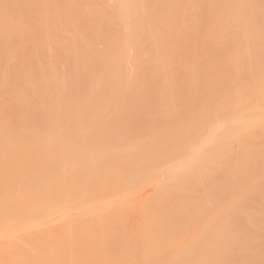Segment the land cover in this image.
Segmentation results:
<instances>
[{
	"label": "rangeland",
	"instance_id": "1",
	"mask_svg": "<svg viewBox=\"0 0 264 264\" xmlns=\"http://www.w3.org/2000/svg\"><path fill=\"white\" fill-rule=\"evenodd\" d=\"M121 1L124 3V7L125 8L121 9V7H122L121 5L123 4V3L121 4ZM121 1H119V4H117L118 0H116V1L115 0H0V17H1L0 21L3 19V21H2L3 25L0 24V28H1V26H3L2 28L4 30V32H3L2 28L0 29V33H3L2 36L0 34V47H1L0 48V142H1L0 143V193H2L1 191L3 189H6L5 188L6 186L9 187V186H12V185H15L16 183H18L19 177H17V175L19 174V171H21L19 168H20V166H22V163H23V162H21L22 158L25 157V154L23 156L22 152H23V150L25 148L28 149L29 151L32 149L31 148L32 145L29 146V144L27 142V139H26V137L28 135V132H29V134H31V133L34 134L35 133L39 137H41L42 130L43 131L48 130L49 131V154L50 153H54L55 154L54 156L57 157L56 160L61 157V159L64 160L63 162H61V164H63V163L65 164L68 159L76 158V160H78L79 157H80V158H84L87 163L97 166V167L94 166L93 168L94 169L98 168L97 169L98 172L95 171L96 169L94 170V172H97V174L95 176V178H96L95 181L98 180V184L97 185H99V188H98L99 190L96 188L97 189V191H95L96 194H91V196L95 195L94 196V198H95L94 200L96 201V202L95 201H93V202L91 201L92 202L91 204H94V202H95V204L100 202V204H101L100 206L101 207H96L97 208L96 209L95 207L91 206V208L93 210H95L98 213V212H100L98 208H100V210H105L103 208H107V207H108L107 208L108 210H109L110 207L111 208H115L114 210H112L110 208L111 209V213L110 212L107 213V216H110V215L112 216L114 214V211L116 212V210H118L120 207H122V205L125 204L126 202H131L133 205H136L135 203H137V204L140 203L139 204L140 206L139 205H137V206H138V209L140 208V210H141L140 213L141 214L139 212L137 213V211H139V210H136V213H134V215H135L134 218H137L139 216V219H141L140 216L142 214H143L142 217L144 218V216H145L146 218H144V220L142 218L140 220V222L143 220L144 223L142 222L141 224H138V225H136V224L138 223L139 219L138 218L134 219V220L132 219V222L136 225V230L141 229V230H139V231H141V233H140L141 235L139 233L138 234L136 233V232H139V231H136L135 232L136 234L134 232L132 233V237L135 239V236H133V235H136V237L139 235L141 237L143 236V238H146L144 240L143 239L141 240L142 243L145 241V243H144L145 246H146V240L148 239L147 237L148 236L149 237L152 236L151 233H150V235H146L149 232V230H148V232H144L145 231L144 227L145 228L147 227L148 222L152 226L156 227V228H154V227H152L150 225L149 226L151 228L150 231L153 228L156 229V231H157V226L159 227V226L164 224V226H161V231L163 230L162 227H164V229L166 231L163 230V232H166V233L162 234L161 231H160V233H161V234L159 233L160 235L159 234L153 235L155 238H156V236H158L157 240H158V238H160V239L163 238L162 240L165 242V241H168L167 239L170 236V238H169L170 241H168V242H172L171 239L173 240V238H174L172 236H174L176 233H178L177 234V238L178 239L177 238H174V239H175V241L178 240L179 242H180L179 239H181V242H180L181 244L174 245V244H177V242L174 241L175 243L172 242L173 243L172 245H174L175 248L174 247L173 248L174 249H176L177 247L180 248L182 246V244L185 243L183 245V247L185 246L186 249L185 248H182V249L180 248V249L181 250L185 249L184 251L186 252V255L183 254L181 260L180 259L178 260V258H180V257L177 256V253L179 251L176 249V253L174 255H171V254H173V248L170 245L166 246L169 249L170 248L172 249V252H171V249H170V252H171L170 255L171 256H166V255H168L167 254L168 252L165 253V251H164V254L163 253H161V254H163V255L166 254L165 255L166 257H170V259H167L168 263H170L169 261H173L172 257L174 259L175 256L177 258L176 260L178 262L180 261V264H181V261H182V263L184 262V260H182V259H184L186 257H189V258L193 257L194 258L195 255H196V257H197V255L199 257V254H197V251L196 252L194 251V246H196L199 243H201L200 240L199 241L197 240L198 237L197 238L194 237L197 234V232L200 231V233H201V230H202L203 234L201 236L209 237V238H210L211 235L218 234V232H216L217 228L219 229V231L221 230V232L224 233L225 232L224 231L225 228L222 230V227H220V226L223 224L224 221H225V224L227 225L229 219L231 217L233 218V215H234L233 211H235V209H236V210H239L238 213L241 214L240 218L238 217V219H240V220L239 221L237 220V222H239L240 225L243 224L244 226L247 227V229L245 228V232L247 233L246 234L247 238L246 237L242 238V236H240L238 234L234 235V233H233V235L235 236V239L237 240V244L235 242L236 246H234V242L233 241L235 239L233 237H232L234 239L233 241H229L228 239H227V241H225V240H223L221 238V236L222 235L224 236V234H220L221 235V236L219 235L220 238L223 241L226 242V245H229V246L233 245L234 248H232V247L230 248L231 252H228L229 249L227 248L228 250L226 249L227 251L223 253V255H225V253H227L226 254L227 258L225 259L226 262H222V261H224L222 258H221V262L220 261L219 262L220 263H224V264H264V185H262V186L259 185V183L260 184H264L263 181L262 182L260 181L262 179L264 180V162L260 161V160L264 161V158H263L264 157V151H263L264 150V123H263L264 122V118H263L264 114H262V113H264V106H263L264 105V27H263L264 26V0H257V1L254 0L256 2V4L252 3L253 2L252 0H248L247 1L248 3L250 1L251 5L252 4L255 5V6H253V5L250 6V8L251 7L252 8L255 7V8H253L254 9L253 12H252V9H251V13L253 14L254 17H250L249 16V17H247V19H246V15L248 14L247 12L249 11V9H247V8H245V9H247V10H245V12L247 11L246 12L247 14L244 11L242 12L243 15L245 13V15H244L245 17L244 18L242 16V13L240 14V11L243 8H240L241 9L240 11L238 10L239 14L242 16V18L240 17V15H239V18L236 17L235 15L234 16L232 15L233 14L232 12L235 11L234 8L235 9L236 8L239 9V5H241L240 0L238 2H237V0H225V3L227 4L228 7L226 5H223V3H224L223 0H218L219 3L216 0H204V1L200 0V2H199V0H196V2H192V1H195V0H189L190 4H189L188 0H184V1L178 0L179 2H181L180 4H178L179 2L177 0H175V3L178 2L177 4H173L172 3V2H174V0H172V1L169 0L171 3L168 0H166V1L162 0V4L163 3L165 4V5L163 4L164 6L161 5V0H160V3L158 5H161V7H163L161 10L164 12V14L159 9L160 6H157L155 4L156 3L155 0L154 1L153 0H151V1H149V0L143 1V2L148 3V4H149V2H152V4L150 3L149 5L150 6L152 5L153 9H152V6L150 7L149 5H148L149 6L148 9L151 8L152 11H151V9L149 11H151V13H153L155 16L154 15H147L146 13H148L149 11L144 12V11H146L147 8L146 7L145 8H140L142 6V4H144V3L143 2L138 3L139 5L141 4L138 7L137 2H139L140 0L139 1L138 0L137 1L134 0V2H136L135 6H137V9L138 10L145 9L144 11L143 10H140V11L144 12V14H146L147 17L148 16L155 17L156 19L155 18H152V19L156 20L158 25H157V23H156V25H155V23L152 24L153 22H156V21H153L151 23L152 19H150V17H148V18L146 17L147 19H145L146 15H143L144 17H142V14L138 13L137 9H136L137 11L134 9L136 7L132 8L134 6V4L132 5V3H134V2H132V3L129 2L131 5H128L127 4L128 0H121ZM156 1H159V0H156ZM114 2H115V5H117V6L113 5ZM153 2H154L155 5H153ZM186 2H188V3H186ZM194 3H196V5H197V3H200V4H198L196 6ZM208 3H210L212 5H208L209 6L208 7L207 6ZM125 4H127V5L125 6ZM193 4H194V7H196L195 10H194V8L193 9L189 8V7H192ZM166 5H168V6H166ZM183 5H185V7ZM187 5H188V7H186ZM199 5H201V6L203 5L202 8L199 7ZM205 5H206V7H205ZM146 6H147V4H146ZM172 6L174 7V9H173ZM176 6H178V7H176ZM182 6H183V9H182ZM241 6H243V5H241ZM34 7H35V9H34ZM45 7L47 8V11H46V9L44 10V12L46 11V13H40V11H41L40 9H42V8L44 9ZM154 7H158L157 8L158 11H157V9H154ZM167 7L169 8V10L165 11V10H167V9H165ZM176 8H177L178 11L181 10L179 12L180 14H177V16L180 17V18L173 17V16H176L175 13H174ZM207 8H208V10H207ZM209 9H210V11H209ZM134 10L141 16L137 17L136 16L137 14L135 15L136 12ZM172 10H173V12H172ZM177 10H176V12H177ZM187 10H189V11H187ZM153 11H156V12H153ZM169 11H171V12H169ZM194 11H196L195 14H194ZM208 11H209V13H208ZM238 11L236 10L234 12V14L236 12H238ZM159 12L162 13L163 17L161 15H159L160 14ZM187 12H188V16L186 15ZM200 12H201V14H199ZM254 12L257 13L256 16L254 15L255 14ZM130 13H131V15H130ZM156 13H158V16H160L162 19L158 18ZM172 13L174 15H172ZM183 13H186V14L182 15ZM251 13H250V15H251ZM148 14H150V13H148ZM192 14H193V16H192L193 18H195V16H196V17H198L197 18L198 20H199V18L201 19L199 21L197 20L198 24L200 25V26L196 27L197 32H196V29L193 28V26H192L194 24L191 23L193 18L190 17V16ZM207 14H209V15H207ZM199 15H200V17H199ZM201 15H202L203 19L201 18ZM203 15H205V17ZM210 15H212V19H211ZM30 16H31V18H30ZM129 16H131V18ZM170 16H171V20H170ZM230 16H233V18L230 17ZM134 17H136L138 20H135L136 18H134ZM166 17L168 18L169 21L168 20L162 21L163 18L166 19ZM209 17H210V20H209ZM235 17L238 20H233ZM142 18L144 19V21H146L145 24H147V22H148L146 28H148L149 31L148 30L146 32L144 31L146 29L145 28L146 25L144 24V21H143ZM174 18H177V19L175 20ZM182 18L184 20H182ZM188 18H190V19H188ZM131 19H132V21H131ZM139 19H141L142 23L140 22ZM148 19L150 21H147ZM180 19L182 21H180ZM228 19H231V20L227 21ZM159 20H161V21H159ZM174 20L177 21V23ZM216 20H218L219 22L216 21ZM232 20L235 21V22H233ZM27 21H29V22L27 23ZM110 21H112V22L110 23ZM120 21H122V22L120 23ZM202 21H204V24L202 23ZM237 21H238V24L236 23ZM243 21H245L244 24H243ZM32 22H34L36 25H40V26L46 27L47 31L45 30L43 32L44 33L45 32L48 33L47 35H46V33L44 34V35H46L45 38H47V40H44V38L42 36L43 35L42 32L40 33V31H42V30H40L39 33L42 34L41 36H42L44 41H48L47 43H48L49 47L47 45L45 46L43 40L40 38L41 36L37 35L39 33L36 32L35 28H34L35 30L32 29L35 32L34 31H31V32L29 31V30H31V28H33L34 24ZM149 22H150L151 25H155L156 28H155V26L151 27ZM160 22H161V24H159ZM162 22H164V23L167 22L165 24V26L167 27L166 29L164 27V23H162ZM216 22H217V26L215 24ZM222 22H225L226 26ZM231 22H233L234 24L233 23H232L233 25L230 24ZM239 22H242V23L239 25ZM168 23H170V24H168ZM172 23H174V24H172ZM178 23L179 24L182 23V24L178 25ZM190 23H191V26H190ZM213 23H214V25L209 27V25H211ZM31 24H33L32 27H30ZM118 24H119V26H118ZM139 24L141 26L142 25H144V26L140 27ZM202 24H203V26H202ZM206 24H207L208 28H207ZM219 24H221L220 26L223 27V28H220V26H219L220 29L217 28ZM24 25H26V26H24ZM137 25L139 26V28H138ZM161 25H163V26H161ZM168 25H170V27ZM231 25H232V28L230 27ZM176 26H178V27H176ZM182 26L183 27L186 26L188 29L187 28L185 29V27L183 28ZM36 28H38V27L36 26ZM141 28H143V29L145 28V29L143 30ZM151 28H154L152 30H156V31H153L154 33L153 32L150 33V31H152ZM27 29L30 32V33L27 32L29 34V37L27 35H25L26 33L22 34V33L26 32ZM44 29L45 28H43V30ZM164 29L168 30V31L164 32ZM179 29H180V32H179ZM157 30H159V31L161 30L162 32L161 31L158 32ZM174 30H176V31H174ZM193 30H194V32H193ZM138 31H139V33H138ZM205 31H207L208 34ZM167 32H170V33H167ZM192 32H193V34H192ZM163 33H165V34H163ZM194 33L197 34V35H195ZM103 34H105V35H103ZM205 34L207 35V37L205 36ZM21 35H23V36H21ZM161 35H163V39H162ZM203 35L205 37H203ZM26 36H27V38H29V42H28V39H26ZM196 37H197V39H196ZM22 38L23 39L25 38L27 40V41L25 40L27 43L25 42L24 46H23V43H24L23 41L24 40L22 41ZM176 38H177V40H176ZM20 39H21V42H20ZM198 39H200V40H198ZM40 40L43 42V43H41V45H40V42H41ZM189 40H190V42L192 44H190ZM110 41H112V42H110ZM117 41L119 43H116ZM168 41L170 43L173 42V44L172 45L169 44ZM163 42H164L165 45L168 42V46L169 47H167V45H166V48L165 47L162 48V46L164 44H161V43H163ZM175 42H176L177 45L176 44L174 45ZM188 42H189L190 45L187 44ZM182 43H184V44L181 45ZM42 44H44L43 46H45V47H42ZM115 45H116V47H115ZM187 45H189V46H187ZM181 47H185V48L183 49ZM229 47H230V49H229ZM23 48H24V50H23ZM35 48H37V50H38V48H40L41 50L44 49V51H45V48L49 49V54H47L48 53L47 50H46V52H44L42 50L43 54H41L42 53L41 50H38L41 53L40 54H36L38 52H36ZM169 48H170V50H169ZM188 48L191 49V53H190V50L188 51ZM201 48H204V49H201ZM117 49H119V50H117ZM176 49L177 50L179 49V50H178V54H176V57H175V53L174 52L177 51ZM196 49H197V51H196ZM26 50H27V52H26ZM123 50H124V52H123ZM167 50H169L170 52H171V50L172 51L174 50L173 53H174V57L175 58L173 56L171 57V55L168 54L170 52H168ZM180 50H182V51H180ZM183 50L186 51V53L184 52V55H183ZM34 51H35V53H34ZM162 51L163 52L165 51V53H162ZM23 52L26 53L27 55H29L30 57L32 56L31 54L34 53L35 57H36V55H38L37 59L39 58L42 61L44 60V62H41L38 59V61L40 62L39 65H37L38 61L34 60V63L36 62L35 64L37 65V68H39L38 66H40L42 63H46L47 64V62L49 61L48 62L49 63V65H48L49 69H48V66L46 64H44V71L46 70V68L48 70H46L45 73L42 71L43 73L41 74V77H38V80H41L43 82H44V80H46L47 82L49 81L48 82L49 85L44 88V89H46V90H44L45 92H43V91L40 92L41 90H43V88H40L41 86L38 85L39 81L37 82V79H36L37 78L36 77L37 73L40 72L43 69L40 70V68H39V71H37V69H34V74H33L32 65L34 66L35 64H33L32 61L30 63V61H29L30 57L28 59L27 55H25L26 57L23 56L24 55ZM206 52L209 53V54H207ZM44 53H46L48 55V56H46V57H49V60L47 58L48 61L46 59H44V57H43ZM173 53L171 52L170 54H173ZM181 53H182V56L179 55ZM198 53H200V54L198 55ZM202 53H205L207 55L206 56L203 55L201 57L200 55H202ZM125 54H126V56H125ZM195 54H197V55H195ZM39 55L41 57H43V58H41ZM188 55L189 56L191 55L192 57H189ZM161 56L163 57L162 60H164V61L167 60L165 63L162 60L161 61L158 60V59H161ZM183 56H185L184 57L185 60L182 58ZM214 56H216V57H214ZM32 57H34V55ZM35 57H34V59H35ZM102 57H103V59H101ZM194 57H196L198 60L196 58L194 59ZM198 57H200L202 59H200ZM210 57H211V60H210ZM176 58H177V61H176ZM180 58H182V60L184 62ZM206 58L208 60H206ZM25 59L26 60L28 59V61H26ZM186 59L187 60L189 59L188 60L189 62ZM192 59H194V60H192ZM214 59H215V61H214ZM195 60L198 61V62H195ZM205 60H206V62L208 61L209 63L207 64L205 62ZM180 61H181L182 65L179 64ZM123 62H124V64H123ZM159 62L161 64H159ZM175 62H177V63L174 64ZM186 62H188V63H186ZM192 62L194 63V65H193ZM134 63H136V64H134ZM139 64H140V66H139ZM183 64L184 65L186 64L185 67H184ZM45 65L47 67H45ZM173 65H177V66H174V69H173V67H172ZM188 65L191 68L189 70H188V67L186 68V66H188ZM192 65L195 66V67H193ZM201 65L204 66V68L206 70L207 69L209 70V68H211L210 69V73H208V70L206 72L208 73V75H211V73L213 74V75H211L212 76V78H211L212 81L210 82L212 87L218 86L219 84H222V83H225V79H226L227 82H231L232 85H235V84L239 83L241 88H242L241 89L242 93L240 94V96H242V97L239 98V96L235 95L231 99L232 102H233L232 106H231L232 108L230 110L229 109L228 110L229 111L237 110L238 115L240 114L241 116H243L242 120L243 119L249 120V118L251 120L253 117L254 118L251 121L249 120V125H251V127L253 126L252 129L247 130L245 132V134L240 135V134H236V133L235 134L234 133L233 134L230 133V135L228 136V138L230 137V139H227L229 141V142H227L228 147L227 146L225 147L226 144L224 146H222V144H221V147L220 146L217 147V145L215 146V144H218V143H215V144H213L211 146H207L205 144L206 145L205 148L202 147L203 150L201 148V152H202L201 154L202 155H199V157L195 156V158H197V157L198 158L191 164L188 161L187 158L190 159V157H191V154H190L191 151H189V149L191 148V150H193V151L195 149V148H193L194 144H195V141H194L195 137L197 138V137H201L203 135L206 136L207 134L209 135V134H212V132L216 131L215 128L217 127V125H219L218 121H220V119L226 113V111H224V109L222 107V104L225 102V99L222 98L220 94L215 96V97H217V99L216 98L214 99L215 103L216 102L221 103L219 111H217L215 109V106H212L213 105L212 102L208 101V103H205V104L202 103L203 100L200 98V94L201 93L199 92L200 88L196 87V85L194 84V82L192 80L193 77L196 76V73L200 72L198 70H201L203 68ZM229 65H230V67H229ZM35 66H34V68H36ZM159 66H161L160 68H162L164 71L166 70L167 75H166V73H164V71H162V69L159 68ZM165 66H167V67H165ZM179 66L181 68L183 67V69H181ZM205 66L206 67L208 66V67L206 68ZM42 67H43V64H42ZM168 68L172 70V73H170L171 70H169ZM198 68H200V69H198ZM225 68H227V70ZM35 70L37 71V73H35ZM173 70H174V72H173ZM221 70H223V71H221ZM158 71L160 73V76H163L162 72L164 73V75H166V78H164L165 76L162 77L164 80L162 78H159L160 76H159ZM184 71H185V73H184ZM213 71L216 73V76H215V73H213ZM148 72H150V73H148ZM177 72H178V74L180 73L179 75H177V77H179L182 74L179 78L176 77ZM221 72H223L225 74H222ZM186 73H187V75H186ZM188 73L190 74V78L191 79H189V77H185V76L189 75ZM143 74H144V76H145V74H147V76H145V78L147 77L146 79L142 76ZM168 74L172 75V77H174L175 79L172 78L170 75L168 76ZM220 74H222V76ZM230 74L231 75L233 74V75L229 76ZM149 75H150V77H149ZM191 75L193 77H191ZM225 75H226L227 78L225 77ZM39 76H40V74H39ZM141 76L145 80V82L143 80L144 83L141 81V79H142ZM157 76H159V77H157ZM218 76L219 77L221 76V78H223V76H224V78L223 79L220 78L218 80ZM129 77H131V78H129ZM133 77H134V79H132ZM167 77H168V79H167ZM181 77H183L184 81H183V79ZM114 79H116L117 82L119 81L118 82L119 85L116 83V81H114ZM160 79H162L161 81H163V83L165 85L160 81ZM166 79H167V82L165 81ZM169 79H171V80H169ZM177 79L179 80V82L183 81L182 84L180 83L181 85H183L182 87L180 86L181 89L179 91H181V93H177L179 91L175 89L176 86H174V84H173V83H177V82H175ZM150 80H151V82H150ZM172 80H174V81H172ZM180 80H182V81H180ZM187 80L188 81L190 80L191 82L189 81L190 82L189 83V82H187ZM213 80H215L217 83L215 81H213ZM129 81H130V83L131 82H133V83L130 85ZM218 81H221V82L223 81V82L222 83L219 82V84H218ZM127 82L129 83L130 87L128 86ZM140 82H142L143 84H141ZM147 82H148V84H147ZM156 83L157 84L159 83V84L156 85ZM151 84H153L154 87ZM168 84H173V85L169 86ZM188 84H189V86H188ZM190 84H191L192 88H191ZM202 84H206V83H202ZM151 86H152V89L156 88V86H157V89H158V87L160 86V88H159L160 91H158V93L159 92H161V93H159L158 96H157V94H155V93H157V91H155L157 89L152 90ZM163 86L164 87L167 86V87H170V88L171 87L172 88L175 87L174 88L175 90H173V91H172V89L167 90L168 92L169 91H171V93L173 92L172 94L170 92L167 93V91L162 93L161 90H163V89L161 87H163ZM184 86L186 88H184ZM252 87H254V90H253ZM249 88H251V89L249 90ZM37 91H39V92H37ZM248 92H249V94H248ZM196 96H198V97H196ZM256 96H257V98H255ZM259 96H260V98H258ZM48 98H49V100H46ZM200 99L202 100V102H201ZM33 100H36V101L33 102ZM45 100L49 101V116L47 117L48 123L46 125H43L42 120H41V119H43V115L41 114L42 110L44 109V107H43L41 109L40 113L38 114L39 118L37 117V119H36L37 122L35 121V119L33 120L34 122L32 121V123L36 122L35 125H34V124L31 123V118H30L31 116H29V114L34 113L38 109H36V110L35 109L31 110V109L35 108L36 106L39 107L40 105H42V103ZM35 102H37V104H39V105H37ZM121 102H122V105H120ZM33 104L35 105V107H33L34 106ZM256 104H258V105L256 106ZM214 105H216V104H214ZM129 107H130V109H129ZM212 108H214V109H212ZM257 108H259V111H258ZM123 109H125V110H123ZM30 110L33 111V112L30 113ZM125 111H126V113H125ZM173 111H175V112H173ZM122 113H124V115ZM171 113H173V115H175V116H172ZM119 115H121L124 120L121 119L122 117L119 116ZM214 116H215V118H214ZM32 118H34L33 115H32ZM256 119L258 121H256ZM193 120H194V123H193ZM78 121H80V122H78ZM99 121H100V123H98ZM165 121L169 122V124H170L169 126L170 127L168 126V128H167L165 125H162V124H165L164 123ZM161 122H163V123H161ZM183 122H185V123H183ZM196 122H198L199 126H198V124ZM202 122H203V124H202ZM226 122H228V120H226ZM253 122H256V124H254ZM89 124H91V125L93 124L94 126L96 124H98L99 127H100V130H99V128L97 130L98 132L96 130H94L95 132H97V133L94 132L93 133L94 135L91 134L92 132H90V131H89V134H88V131L86 130L87 129L86 125L88 126ZM166 124H167V122H166ZM182 124H184V125H182ZM187 124H188V126H187ZM193 124H195V125H193ZM196 124H197L198 127H196ZM83 125H84V127H83ZM158 125L159 126L162 125V126H165V127L161 131L160 127ZM200 125H201V128H200ZM211 125H214L213 127H215V128L211 127L212 130H211V128L210 129L208 128V126H211ZM193 126H194V129L192 130ZM96 127H97V125H96ZM195 127L198 128V129H195ZM254 127H255V129H254ZM154 128H155V131H154ZM122 130H124V131H122ZM137 130L138 131L140 130V131L138 132ZM141 130L142 131L144 130L146 132L144 133ZM184 130H185V132L188 131V133H185ZM194 130L197 131L198 133L196 132L197 134L195 133L194 136L192 137L194 140L190 141V139H191L190 136L193 133L191 134V132H190V134H189V131L194 132ZM219 130L220 129H218L217 132ZM159 131H161V132H159ZM206 131H208V132H206ZM82 132L83 133L86 132V133H84V136H83ZM136 133H138L139 136H137ZM146 133H147L148 136L146 135ZM155 133H157L159 136L157 134L155 135ZM199 133H200V135H199ZM225 133H226L225 130H222V131L220 130V132L217 133V136H221V134L224 135ZM39 134H41V135H39ZM182 134H183V136H182ZM37 135H35V136H37ZM140 135L144 136L145 138L144 137L141 138ZM178 135H179V137H177ZM152 136H154V138H151ZM184 136H185V138H184ZM253 136H256V137H253ZM23 137H25V139H26V140L24 139L25 141L24 140L22 141ZM138 137H140L141 139H139ZM146 137H148V138L150 137L152 140H154V142H152L151 139L147 140L149 146L145 145V143H147V141H145V140L148 139ZM206 137H208V136H206ZM233 137H234V139H233ZM248 137H250V138L248 139ZM182 138H184L185 140L182 139ZM243 138L247 140V141L245 140V142L247 143V147L249 145L250 148H253V151H254L253 153L254 154L252 153L253 154V155H251L252 158L250 156H248L246 158L247 160L245 161V166L243 165V167L241 166L238 169V167L234 168V165H231V163H232L231 161H229L228 163H230V162L231 163L228 164L227 160L223 156H226L228 151L230 152V155H232V157H233L232 159H234V156L238 157V154H242V152H243V150H242L243 144L242 143H243V140H244ZM12 139H14V140H12ZM93 139H95V140H93ZM39 140H41V139H39ZM39 140L36 139L37 143L35 141L34 144L38 145V143H39L38 141ZM167 140H169L170 142L167 141ZM150 141H151V143H150ZM159 141H160V144H158V146H157L156 143H159ZM262 141H263V143L260 144ZM165 142H168V143H165ZM21 143H22V145H21ZM86 143H87L88 147L85 148L83 146H85ZM149 143L150 144L154 143L155 146H154V144H153V146H150ZM192 143H194V144H192ZM188 144H189V146H188ZM229 144H230V146H229ZM233 144H234L235 147L233 146ZM238 144H239V146H238ZM252 144H254V146ZM17 145H18V147H17ZM98 145H100V146H98ZM261 145H263V146H261ZM237 146L240 148V153H239V148ZM153 147H155V148H153ZM157 147H158V149H157ZM229 147H230V149H229ZM231 147L234 148V149H232ZM58 148H59V150H58ZM61 148H62V150H61ZM83 148H85L87 150L83 151ZM107 148H108L109 152H110V149H111L112 155L115 153V151H116V154H114L113 157H112L111 153L110 154L107 153V151H108ZM207 148H209V150ZM211 148H213V149H211ZM226 148H227L228 151H226ZM34 149H35V146H34ZM34 149L31 151L32 152L31 154H33L36 151ZM171 149H172L173 153H172ZM25 150H24V153H25ZM141 151L142 152L145 151L144 155H143V153ZM170 151H171V155H166V154H170ZM214 151H215L216 154L214 153ZM222 151H224V152H222ZM259 151L263 152V153L261 154ZM257 152H259V153L257 154ZM138 153H139V156H138ZM140 153H142V154H140ZM157 153L161 154V156L164 153L166 156L164 154H163V156H165L167 158L163 159V156L161 158L160 155H159L160 157L158 155H156ZM176 153H178V154H176ZM188 153L190 155H189V157H186V155H188ZM234 153H235V155H234ZM6 154H7V156H6ZM220 154H221V156H219ZM255 154H257V155H255ZM20 155H22L23 157H19ZM108 155L111 156V158L108 157ZM140 155H141V157H143L142 159H141ZM27 156H29V154ZM154 156H155V158H154ZM172 156L173 157L175 156V157L173 158ZM215 156H217V157H215ZM30 157H32V155ZM33 157H35V156H33ZM148 157L151 158V160L153 158L152 163H151V161H149L150 159L146 160V159H148ZM157 157L161 158L162 161H163L162 162L163 164L160 162L161 163V165H160L161 168L160 167L156 168L157 166L155 164L158 165L157 161L159 160V158H157ZM177 157H179V158H177ZM203 158L207 162L206 164L203 165V169L205 168V170L209 169V167L211 165V162H212V160L214 158L217 159V161L215 160L216 163L217 162L219 163L218 165H216L217 166L216 168H221L222 166L225 165L223 167V169H224V168H227L228 166H230L229 169H227L229 171H225L226 169H224V173L227 172L226 175L224 174V177L226 176L225 178H227L226 180L228 182L225 181L224 178L223 179L221 178V180H218L217 178H214V180L213 179H211V180L207 179L208 177L204 178L206 176L203 173L204 170H202V168H198V166L197 167L194 166L196 164L195 162H197V161H199L200 159H203ZM219 158H220V160H219ZM223 158H224V160H223ZM154 159H156L155 163H154ZM161 159H160V161H161ZM106 160H109V161H106ZM145 160L148 162V164H147V162H144ZM252 160H253V162H252ZM55 161L52 163L51 167H49V173H50L49 177H51L53 175L52 166L54 165ZM208 161H210V162H208ZM111 162L113 163V165H112ZM168 162L170 164H168ZM181 162L185 164L184 170H183L182 164L179 167V164ZM187 162H188L189 165L187 164ZM152 164L155 166V168H154V166ZM252 164H254L253 166L256 165L258 168L259 167L260 168L257 169L256 166L254 168H252L253 167ZM147 166H149V167L151 166V167L149 168ZM175 166H176V169L178 167L177 170L175 169ZM249 166L252 169H254L255 171H253V170L251 171V168H249ZM17 167H18V171H16ZM189 167L191 169H189ZM195 167L197 169H194ZM152 168H154V169H152ZM162 168L164 169V171H163ZM231 168H232V172L230 171ZM50 169H52V170H50ZM160 169H161V171H160ZM193 169L195 171L194 174H197V175L199 174L200 178L197 177V175L196 176L193 175V171H191ZM256 169L259 170V171H257ZM168 170L170 172L172 171L173 173L172 172L170 173ZM174 170H175V172H174ZM178 170H179V172H178ZM186 171H191L190 176H189V173L188 174L185 173V177L187 179H185L183 181L180 180L178 178V175H180L179 177L181 178V176H184L183 174ZM201 171H203V172H201ZM112 172L114 173L115 178H114V175L112 174ZM68 173L69 172H66L65 174H63V177L60 174V177L62 179H64L65 176L66 177L68 176ZM174 173H176V175H173ZM181 173H182V175H181ZM261 173H263V174H261ZM110 174H112V175H110ZM168 174L169 175L171 174V176L169 177ZM186 174H187V176H186ZM233 174L236 175V177L238 176V178L240 180L238 181L237 180L238 178L236 179ZM242 174L246 178H248V180L245 177L243 178ZM245 174L246 175L249 174V176H246ZM250 174H251L252 178L250 177ZM2 175H4V176H2ZM201 175H202V177H201ZM239 175H240V177L243 178V182L241 180L242 178H240ZM259 176H260V178L262 176L263 177L261 179H259ZM168 177L169 178L172 177V181L175 178L174 181H177V183H179L178 182L179 180H180V182L181 181L182 182L185 181V183L181 182L180 186L178 184V187H180V188H178V189H180V191L178 190L179 194H177L178 193L177 192L173 196L172 195L173 192L169 191L170 192L169 193L167 191L169 189L172 190V191L175 190V186H176L174 184L175 186H174V188L172 187L173 189L169 188L170 186H172L173 183L170 182L171 179H169V182L171 183V185H169L168 182H165L166 178L168 179ZM194 177H197V179H194ZM106 178L107 179L109 178L108 179L109 182H107ZM125 178H127L126 181H125ZM163 178H164V180H163ZM176 178H178L179 180H176ZM183 178H181V179H183ZM218 178H220V177H218ZM78 179L79 178H77V179L74 178L72 182L74 183V180H78ZM188 179H189V181H188ZM204 179L205 180L207 179V181H210V183L211 182L218 183L219 181H221L222 184H221V182L218 183L220 185L217 184L218 185L217 186L218 189H217L215 183H214L215 186H213V184L211 183L212 187H211L210 183H208L210 186H205V185H207V183H206L207 181H205ZM249 179H250V181H249ZM79 180H81V179H79ZM79 180L75 181V183L76 182L79 183ZM186 180L188 181L187 185H186ZM195 180L199 181V182H193ZM203 180L205 181L206 184L204 183ZM235 180H237L235 182L236 185H237V182L241 181V183H242L241 187L243 186L240 189L238 188L237 191H235V188H237L241 183H239L238 186L232 185V183H234ZM99 181H100V183H99ZM223 181H225V182H223ZM200 182L202 183L201 185L203 187L201 185H197V183L200 184ZM122 183H123V185H122ZM163 183H166L168 185L165 184L164 187H163L162 186ZM203 183L205 185H203ZM225 183H226V185H225ZM249 183L251 185H249ZM108 184H109V186H108ZM182 185H183V187H182ZM231 185H232V187H235V188L234 189L231 188ZM118 186H119V188H118ZM198 186H201L202 188L200 189V187L198 188ZM250 186H252V187L254 186L255 188L253 187V189H252V187H250ZM166 187L168 188L166 190L167 194H164V193H166L165 192ZM209 187L211 188V191L208 190V189H210ZM213 187H215V188H213ZM104 188H106V189L104 190ZM116 188H118V189L116 190ZM204 188H206V189L208 188L206 190L207 191L206 193H209V195L205 194V190H203ZM124 189H125V191H124ZM242 189H243V191H242ZM101 190H103V191L101 192ZM107 190H109V191H107ZM240 190H241V192H240ZM232 191H234L235 193L232 192ZM160 192H162V193H160ZM194 192H196V193H194ZM3 193H2V195H4ZM127 193L128 194L130 193V194L127 195ZM193 193H194V198L193 199L195 201H197V202L198 201L199 202L200 201H202V202L204 201L206 204L204 205L201 202L202 205H199L200 203L195 202L196 204H198L200 206V208H198V210H197V208H195L196 206H193L194 208L191 207L192 209L190 211L189 208H185V207H187V204H186L187 201L185 202V198H186V200L188 198H191L190 196H192ZM239 193H241L240 194L241 196H239ZM156 194L160 198H157L158 196ZM224 194H225V196H224ZM125 195H127L126 196L127 198L125 197ZM167 195H168V198H166L167 200L165 199V200L161 201V198L162 197H167ZM171 195H172L173 198L171 197ZM177 195H180L179 199H178ZM229 195H230V197H229ZM63 196H65V195H63ZM169 196L171 197L172 200L169 198ZM219 196H220V198H219ZM238 197H241V198H238ZM0 198H1V195H0ZM86 198H88V197H86ZM90 198H92V200H93V197H90ZM124 198H126V199H124ZM129 198L131 200H129ZM144 198L147 199L146 200L147 202L145 203V205H143V203H144L143 201H145ZM104 199H106V200H104ZM153 199H154V201H153ZM156 199L157 200L160 199L159 202L156 203L155 202V201H157ZM175 200L177 202L179 201V205L178 206H179L180 209L178 208V206H176L174 208V210L176 209V211L172 210V212H174V213H172V212H170L171 208H169V206L172 204L173 201L175 202L174 206L177 205L178 203ZM217 200H218V202H217ZM236 200H238V201H236ZM168 201H169V203H168ZM232 201H233V204L231 205ZM87 202H85V203L87 204ZM148 202H149L150 206L152 205L151 207L146 205ZM163 202L165 203V205L167 204L166 206L169 209V210L168 209L167 210L170 213V215L171 214L175 215L176 214L175 212L181 211V214L184 213V214H189V215L196 216L195 217L196 219H194V221L197 220V222L196 221L194 223H193V221H189V223L186 222L187 224L190 225V226L188 225L189 226L188 229H187V225H185L186 226L185 227L186 228L185 231L187 232L186 233V232H184V228L180 226L182 224L184 225V223H183V221H180V223L182 222L181 224L179 223V225H176L177 224L176 223L175 224L176 226L172 225L174 228L176 227L175 230H177L179 228L178 226H180V228H179L180 230L178 229L179 230L178 232L176 231V233H172V232H175V230H173L174 228H172V226L169 227V228H172V230L168 228V225L173 222V221H171L172 219L169 220V221H163L165 223L162 222V224L158 223V221L156 220L157 221V223H156L155 219H157L158 216H157V218H155L156 214H155V212H152V209H151L155 205L154 207L156 209L154 208V210L156 211V213L158 212L157 210H158L159 206L161 207V208L159 207L160 208L159 211H161L162 208L165 207V206L164 207L161 206L163 204ZM102 203H103V205L105 204L106 206L105 207L102 206ZM106 203L109 204V205H107ZM181 203H183V205ZM91 204H89V206ZM180 204L182 206H184V210H182L183 207L181 208ZM219 204H220V206H219ZM69 205H70V203L67 205V208L69 207ZM72 205H74V204H72ZM97 205L99 206V204H97ZM117 205H119L120 207L117 206ZM89 206H86V207H89ZM116 206L119 207V208H117ZM72 207L73 206H71V209L68 208L69 210H71V212H73ZM203 207H204V210H202ZM144 208H145V210H144ZM205 208H206V212H204ZM230 208H231V210L229 211ZM107 209H106V211H107ZM185 209L187 211H185ZM220 209L223 210L226 213V215L229 214V213H227V211L230 212L231 213L230 217L228 215V216H225V219H223L224 218L223 216L225 215V213L223 212L224 213L223 216L219 215L220 216L219 217L220 220L217 217L216 221L213 222L214 218H212V217H214V215L216 217V214H217V212L220 211ZM119 210H121V209H119ZM147 210H149V211H147ZM74 211H75V208H74ZM86 211H84V212H86ZM89 211H90V209H89ZM95 211H94V213H95ZM209 211H211V212H209ZM92 212L93 211H90V213H92ZM236 212H234V213L238 215V213H236ZM87 213H89V212H87ZM100 213L102 214L103 211L100 212ZM145 213H146V215H145ZM83 214H86V213H83ZM83 214H82V216H83ZM104 214H106V213H104ZM153 214H154V216H152ZM219 214H220V212H219ZM205 215H206L207 218L205 217ZM237 215L236 216L234 215L233 220L235 219V217L237 218ZM102 216L103 215L100 216V219H102ZM86 217L90 218L88 216H86ZM148 217H149V219H152V222L148 220ZM180 217H182V216H180ZM200 217H201V219H203V221H205V223H204L205 226L204 227H206V223L208 224L210 222L209 223L210 227L211 228L215 227L216 230L214 231V229H213V231H211V229L209 230V228H210L209 227L208 228L209 231L206 230L205 232H203L204 227H202V226L198 227V225L200 224L199 221H201V219H199ZM204 217L206 218L207 221L204 220ZM221 217L223 219L222 224H221V221H222ZM226 217H227V219H226ZM104 218L106 219V215L103 216V219ZM182 219L183 218H181L180 220H182ZM208 219H209V221H208ZM106 220L110 221L109 218L106 219ZM126 220H125V223H126ZM135 220H137V221H135ZM145 220L148 221V222L145 223L146 222ZM130 221H128V222H130ZM132 222L128 223V226H129V224H132ZM196 223H198V225ZM201 223H202V221H201ZM154 224H156V225H154ZM225 224H223V225H225ZM140 225H142V226H140ZM233 225H234V222H233ZM233 225L231 224V226H233ZM240 225H237V227L233 226L234 230L236 231L238 226H240ZM125 226H126V224H125ZM137 227H138V229H137ZM223 227H225V226H223ZM126 228H127V226H126ZM181 228L183 229L182 231L184 233L181 231ZM147 229H149V228L147 227L146 230ZM159 229H160V227H159ZM167 229L169 231H167ZM241 229H242V226H241ZM142 230H144V231L142 232ZM170 230L172 231L171 233L174 234V235H172V236L169 235V234H171ZM243 230H244V228H243ZM126 231L128 232L129 229H127ZM229 231H230V229H229ZM127 232H126V234L129 233V232L128 233ZM158 232H159V230H158ZM158 232L153 231V233H155V234L158 233ZM167 232H169V234H167ZM179 232H181V233H179ZM245 232L243 233L244 234L243 236H245ZM236 233H238V231H236ZM142 234H145L147 237L145 235H142ZM165 234L167 235L166 237L163 236ZM179 234H181V235H179ZM201 236L199 235L200 238H201ZM141 237H140V239H141ZM175 237H176V235H175ZM193 237L196 238V240L198 241V242L196 241L197 244H195L196 242L193 243V241H195V240L192 241ZM127 238L128 237H126V239ZM152 238L150 237L148 240L150 242L155 243L154 238H153L154 241L150 240ZM223 238H225V237H223ZM226 238H227V236H226ZM136 239H139V238L137 237ZM160 239H159V241H160ZM189 239H191V241H192V243L194 245L193 248H192V246H190L191 245L190 244L191 241L189 242L188 241ZM202 239H203V237H202ZM162 240H161V242H162ZM141 241H140V243L139 242L136 243L135 246L138 245V244H141ZM206 241H208V240H206ZM213 241L215 242V240H213ZM3 242H5V243H3ZM150 242H147V243H150ZM186 242L187 243L189 242V243L186 244ZM216 242H219V241H216ZM204 243H206V242L204 241ZM224 243H222V244L224 245ZM23 244L22 243L21 244H17V243H13V242H10V241L7 242V241H3L1 239L0 240V264H7V263L10 264L9 263L10 261H12V264L13 263L14 264H31V263L33 264V262L35 263L34 258H36L35 255L37 253L36 252H32V253H34V255L32 253H30V252L28 253L27 252V248H26V247L29 246L28 250L31 251L32 250V246H34V245L31 246V243H26L27 246H26V244H24V245ZM164 244L167 245L169 243L166 242ZM217 244H215V245H217ZM241 244L243 246H246V248L244 249L241 246ZM152 245L148 244V246H146V248H148L149 246H152ZM199 245H202V244H199ZM22 246H25L24 249H23ZM229 246H227V247H229ZM253 246H254V248H253ZM20 247H22V248L20 249ZM138 247H139V245H138ZM160 247H162V249H163L162 245ZM204 247H205V244H204ZM239 247H241V248H239ZM250 247H252L254 250H252V248L249 249ZM135 248H134V250L136 251ZM168 248H167V251L169 250ZM190 248L193 249V251L192 250L190 251ZM208 248H207V250L203 249L202 252L204 250H206V252L210 251L209 252V254H210L211 250H209ZM237 248H239L241 250H239ZM242 248L244 250H242ZM123 249H125V248L123 247ZM164 249H165V247H164ZM219 249L221 250V248H219ZM141 250H142V253H143L144 249L142 248V245H141ZM141 250L139 249L137 252L141 253L140 252ZM148 250H149V248H148ZM21 251H23L24 255H22ZM147 251L145 250L146 253H147ZM184 251H181V252L185 253ZM189 251L192 252V253L194 252L195 255L192 256V254H190ZM213 251H218V250L215 249ZM202 252H200V254ZM221 252H222V250H221ZM221 252L219 251V253H221ZM17 253L21 254V255L18 256ZM27 253L30 254V255L28 256ZM146 253H144V254L146 255ZM219 253H217V254H219ZM31 254L33 255L32 257H31ZM204 254L205 253H203V255L201 254V256L203 257ZM209 254L207 253L208 256L213 255V253H211V255H209ZM140 255H138V256H140ZM145 255L143 256V254H142V256H140L142 258L137 256L138 258L136 257L137 259H134V260H136V261L138 260L141 263L142 260H139V259H144ZM10 256H12V257H10ZM36 256H38V258L43 257V256H40V255H36ZM160 256H162V255H160ZM160 256L157 255V257H159V258H160ZM183 256H185V257L183 258ZM201 256H200V259L197 257L198 261L202 260ZM217 256H215V257H217ZM15 257H16V259H15ZM166 257H164V258L161 257V258H163V261H166V260H164V259H166ZM220 257H222V256H220ZM25 258H26V260H25ZM206 258H208V257L206 256ZM13 259H15V261H13ZM20 259H22V260L20 261ZM28 259H31L33 261L30 260L31 261L30 262ZM156 259L157 258L155 257L154 261L156 263H158L157 261H159V259L157 261H156ZM190 259H188V258L185 259L184 264H188V263L192 264L191 262H193V260L196 261L197 264H204V259L205 258L202 260L203 262H200V263L195 258L194 259L190 258ZM8 260H9V262H7ZM151 260H153V258ZM206 260L208 261V259H206ZM36 261H37V258H36ZM136 261H134V264H140L138 261L137 262ZM167 262H164L163 264H167ZM196 262H194V263H196ZM215 262L213 261V263H215ZM219 262H217V263L219 264ZM207 263L208 262H206V264ZM210 263L213 264L211 261H210ZM210 263H208V264H210ZM143 264H145V262H143ZM174 264H175V261H174Z\"/></svg>",
	"mask_w": 264,
	"mask_h": 264
},
{
	"label": "bare ground",
	"instance_id": "2",
	"mask_svg": "<svg viewBox=\"0 0 264 264\" xmlns=\"http://www.w3.org/2000/svg\"><path fill=\"white\" fill-rule=\"evenodd\" d=\"M116 1V0H115ZM119 1H121V0H118V2H117V4H119ZM137 1V0H136ZM139 1V0H138ZM143 1H145V0H140L139 2H137V5H138V7L141 5H139L138 3H140V2H143ZM149 1H151V0H149ZM154 1V0H153ZM166 1V0H165ZM169 1V0H168ZM172 1V0H171ZM178 1V0H177ZM182 1H184V0H182ZM204 1V0H203ZM217 2H218V0H216ZM239 0H237V2H238ZM248 0H240V2H241V5H243V6H241V5H239V9L238 8H234V10L236 11H240L241 9L240 8H243L241 11H240V14L244 11L245 12V10H247V9H249V11L246 13L247 15H246V19H247V17H254L253 16V14L251 13V9H252V12H253V8H255V7H251L250 8V6H255L254 4H256V2L255 1H257V0H252L251 2L252 3H254V4H252L251 5V3H250V1H249V3L247 2ZM127 2V1H126ZM132 3V2H134V0L132 1V0H128V5H131L130 3ZM155 4L157 5V6H160L159 7V9L161 10L163 7H161V5L162 6H164L163 4H162V0H161V5H158L159 3H160V0L159 1H156L155 0ZM158 2V3H157ZM170 2V1H169ZM179 2V1H178ZM177 2V3H178ZM188 2H189V4H190V1L188 0ZM188 2H186V3H188ZM192 2H196V0L195 1H192ZM191 2V3H192ZM199 2H200V0H199ZM211 2V1H210ZM214 2V1H213ZM216 2V3H217ZM223 2L225 3V0H223ZM235 2V1H234ZM123 2L121 1V4H122ZM135 3L136 2H134V3H132V5L134 4V6L132 7V8H134V7H136V8H134L135 10L137 9V6H135ZM144 4H142V6L140 7V8H147L148 9V7L150 6L149 4L151 3L152 4V2H149V4L148 3H145V2H143ZM166 3V2H165ZM171 3V2H170ZM173 4H177V3H175V0H174V2H172ZM181 2H179L178 4H180ZM185 3V2H184ZM212 3V2H211ZM219 3V2H218ZM223 3V5H226L227 6V4L225 3L224 4ZM41 4V3H40ZM39 4V5H40ZM127 4H125V6L127 5ZM146 4H147V6H146ZM154 4V2H153V5H155ZM168 4V3H167ZM195 5H196V3H194ZM194 4H193V6L192 7H189V8H194V10H195V8L196 7H194ZM198 4H200V3H197V5ZM113 5H115V2H114V4ZM145 5V6H144ZM149 5V6H148ZM169 5V4H168ZM168 5H166V6H168ZM171 5V4H170ZM196 5V6H197ZM208 5H212V4H210V3H208L207 4V6ZM229 5V4H228ZM238 5V4H237ZM115 6H117V5H115ZM122 6V7H121ZM120 7H121V9L122 8H125L124 7V3L121 5ZM152 6V5H151ZM150 6V7H151ZM180 6V5H179ZM184 7H185V5H183ZM183 6H182V9H183ZM203 6V5H202ZM202 6L201 5H199V7H201L202 8ZM233 6V5H232ZM4 7V6H3ZM43 7V6H42ZM110 7V6H109ZM130 7V8H131ZM173 7V6H172ZM176 7H178V6H176ZM186 7H188V5L186 6ZM205 7H206V5H205ZM209 7V6H208ZM228 7V6H227ZM226 7V8H227ZM230 7V6H229ZM237 7V6H236ZM129 8V7H128ZM139 8V9H140ZM158 7H154V9H157ZM171 8V7H170ZM221 8V7H220ZM245 8H247V9H245ZM34 9H35V7H34ZM46 9V11H47V8L45 7L44 9L42 8V9H40L41 11H40V13H46V11L44 12V10ZM110 9V8H109ZM116 9V8H115ZM120 9V10H121ZM127 9V8H126ZM146 9V11H144L145 9H140V10H143L144 12H147V11H149L151 8H149L148 10ZM152 9H153V6H152ZM152 9H151V11H152ZM165 9H167V10H165V11H168L169 10V8L167 7V8H165ZM172 9V8H171ZM173 9H174V7H173ZM181 9V8H180ZM5 10V9H4ZM18 10V9H17ZM134 10V11H135ZM138 10V9H137ZM136 10V11H137ZM140 10H138L137 12L138 13H140V14H142V17H144L143 15H154L153 13H151V11H149L148 13H150V14H148V13H146V14H144V12H142V11H140ZM164 10V9H163ZM176 10H177V8H176ZM176 10L174 11V13H175V15L176 16H173V17H177V18H180V17H178L177 16V14H180L179 12L181 11H178L177 10V12H176ZM199 10V9H198ZM205 10V9H204ZM207 10H208V8H207ZM215 10V9H214ZM226 10V9H225ZM117 11V10H116ZM129 11V10H128ZM127 11V12H128ZM132 11V10H131ZM133 11V12H134ZM135 11V12H136ZM157 11H158V9H157ZM162 11V10H161ZM187 11H189V10H187ZM201 11V10H200ZM209 11H210V9H209ZM209 11H208V13H209ZM216 11V10H215ZM221 11V10H220ZM223 11V10H222ZM233 11V10H232ZM234 11V12H235ZM239 11L238 12H236L235 14H234V12H232L233 14V16L235 15L236 17H238L239 18ZM9 12V11H8ZM34 12V11H33ZM32 12V13H33ZM113 12V11H112ZM135 13V15L138 17V16H141V15H139L138 13ZM142 12V13H141ZM153 12H156V11H153ZM169 12H171V11H169ZM172 12H173V10H172ZM183 12V11H182ZM193 12V11H192ZM195 12L196 11H194V14H195ZM204 12V11H203ZM202 12V13H203ZM207 12V11H206ZM217 12V11H216ZM48 13V12H47ZM160 13V12H159ZM162 13L164 14V12L162 11ZM162 13H160L159 15H161L162 17H163V15H162ZM205 13V12H204ZM211 13V12H210ZM215 13V12H214ZM224 13V12H223ZM245 13H244V15H245ZM250 13H251V15H250ZM255 13V12H254ZM2 14V13H1ZM126 14V13H125ZM134 14V13H133ZM157 14V16H158V13H156ZM186 13H183L182 15H185ZM199 14H201V12L199 13ZM206 14V13H205ZM237 14V15H236ZM18 15V14H17ZM24 15V14H23ZM34 15V14H33ZM49 15V14H48ZM130 15H131V13H130ZM134 15V16H135ZM147 15L145 16V19H147L148 17H150V19H152V18H155V17H151V16H148L147 17ZM172 15H174L173 13H172ZM187 16H188V12H187V14H186ZM197 15V14H196ZM207 15H209V14H207ZM243 15V13H242V16H243V18L245 17ZM255 16L257 15V13H255L254 14ZM10 16V15H9ZM108 16V15H107ZM122 16V15H121ZM127 16V15H126ZM155 16V15H154ZM186 16V17H187ZM190 16V15H189ZM193 16V14L190 16V17H192ZM195 16V15H194ZM204 17H205V15H203ZM211 16V19H212V15H210ZM233 16H230V17H232L233 18ZM242 16L240 15V17L242 18ZM48 17V16H47ZM112 17V16H111ZM130 18H131V16H129ZM147 17V18H146ZM169 17V16H168ZM199 17H200V15H199ZM236 17L233 19V20H238V19H236ZM9 18V17H8ZM30 18H31V16H30ZM40 18V17H39ZM110 18V17H109ZM129 18V19H130ZM134 18H136V17H134ZM158 18H161L160 16H158ZM177 18H174L175 20L177 19ZM185 18V17H184ZM193 18V17H192ZM198 17H196L195 16V18H193L192 19V24H194V25H192L193 26V28H195L196 29V27L197 26H200L199 24H198V21L199 20H201L200 18H199V20L197 19ZM201 18H202V15H201ZM217 18V17H216ZM215 18V19H216ZM0 19H1V17H0ZM143 19V18H142ZM156 19V18H155ZM162 19V18H161ZM188 19H190V18H188ZM203 19V18H202ZM206 19V18H205ZM251 19V18H250ZM11 20V19H10ZM126 20V19H125ZM135 20H138L137 18L135 19ZM140 20V22H141V19H139ZM166 20H168V18L166 17V19H164L163 18V20L162 21H166ZM170 20H171V16H170ZM174 20V21H175ZM179 20V19H178ZM182 20H184L183 18H182ZM181 19H180V21H182ZM198 20V21H197ZM209 20H210V17H209ZM219 20V19H218ZM218 20H216V21H218ZM226 20V19H225ZM231 19H228L227 21H230ZM232 20V21H233ZM2 21H3V19L0 21V24H2L3 25V23H2ZM131 21H132V19H131ZM143 21H144V19H143ZM147 21H150L149 19L147 20ZM153 21H156V20H151V23L153 22ZM159 21H161V20H159ZM169 21V20H168ZM206 21V20H205ZM214 21V20H213ZM222 21V20H221ZM29 21H27V23H28ZM35 22V21H34ZM34 22H32L33 24H31V26L30 27H32V25H33V28H31V30H29L30 32L31 31H34L35 29H36V32L37 33H39V31L40 30H42V31H40V33L42 32V34H37V35H42L43 36V38H44V40H47V38H45L46 37V35L48 34L47 32H45L46 33V35H44L45 33L43 32V31H47V29H46V27H43V26H40V25H36ZM112 21H110V23H111ZM122 21H120V23H121ZM129 22V21H128ZM145 22L146 21H144V24H145ZM176 23H177V21H175ZM185 22V21H184ZM183 22V23H184ZM207 22V21H206ZM219 22V21H218ZM233 22H235V21H233ZM233 22H231L230 24H232ZM244 22L245 21H243V24H244ZM18 23V22H17ZM22 23V22H21ZM142 23V22H141ZM155 23V25H156V23H157V21L156 22H153L152 24H154ZM162 23H164V22H162ZM167 23V22H166ZM166 23H164V27H165V29L167 28L166 26H165V24ZM186 23V22H185ZM191 23H190V26H191ZM201 23V22H200ZM202 23L204 24V21H202ZM208 23V22H207ZM210 23V22H209ZM221 23V22H220ZM222 23H224L225 24V22H222ZM229 23V22H228ZM237 24H238V21L236 22ZM242 22H239V25L241 24ZM5 24V23H4ZM26 24V23H25ZM41 24V23H40ZM114 24V23H113ZM147 24H148V22H147ZM147 24H145L146 26H145V28L147 27ZM149 24H150V22H149ZM159 24H161V22L159 23ZM168 24H170V23H168ZM172 24H174V23H172ZM182 24V23H181ZM181 24H179L178 23V25H181ZM188 24V23H187ZM203 24H202V26H203ZM216 24V26H217V22L215 23ZM234 24V23H233ZM232 24V25H233ZM124 25V24H123ZM136 25V24H135ZM151 25V24H150ZM155 25H151V27L153 26H155ZM157 25H158V23H157ZM176 25V24H175ZM212 25H214V23L213 24H211V25H209V27L210 26H212ZM221 24H219L218 25V27L217 28H219V26H220ZM223 25V24H222ZM228 25V24H227ZM232 25L230 26L231 28H232ZM236 25V24H235ZM17 26V25H16ZM24 26H26V25H24ZM36 26L39 28H36ZM45 26V25H44ZM117 26V25H116ZM118 26H119V24H118ZM126 26V25H125ZM138 26V25H137ZM139 26L140 27H142V26H144V25H140L139 24ZM139 26H138V28H139ZM161 26H163V25H161ZM169 27H170V25H168ZM174 26V25H173ZM206 26H207V24H206ZM225 26H226V24H225ZM224 26V27H225ZM3 26H1V28H2ZM8 27V26H7ZM43 27V28H45L44 30H43V28L41 29V28ZM48 27V26H47ZM149 27V26H148ZM159 27V26H158ZM163 27V28H164ZM168 27V28H169ZM176 27H178V26H176ZM183 27V26H182ZM185 27V29L187 28L186 26H184ZM183 27V28H184ZM205 27V26H204ZM264 27V26H263ZM0 28V29H1ZM21 28V27H20ZM26 28V27H25ZM35 28V29H34ZM133 28V27H132ZM137 28V27H136ZM135 28V29H136ZM144 28V29H145ZM155 28H156V26H155ZM174 28V27H173ZM182 28V29H183ZM207 28H208V26H207ZM213 28V27H212ZM220 28H223V27H221L220 26ZM219 28V29H220ZM226 28V27H225ZM32 29H34V30H32ZM127 29V28H126ZM141 29H143V28H141ZM143 29V30H144ZM152 29H154V28H151V30ZM159 29V28H158ZM164 29V32H166V31H168V30H165ZM181 29V28H180ZM180 29H179V32H180ZM188 29V28H187ZM194 29V30H195ZM210 29V28H209ZM38 30V31H37ZM140 30V29H139ZM142 30V31H143ZM148 30V28H146L144 31L146 32ZM163 30V29H162ZM170 30V29H169ZM172 30V29H171ZM178 30V29H177ZM194 30H193V32H194ZM205 30V29H204ZM212 30V29H211ZM2 31L4 32V30H3V28H2ZM22 31V30H21ZM28 31V29L26 30V32H24V33H22V34H25V35H27L28 37H29V34L27 33V32H29ZM141 31V32H142ZM149 31V30H148ZM153 31H156V30H152V31H150V33H152ZM158 32H160L159 30H157ZM173 31V30H172ZM174 31H176V30H174ZM185 31V30H184ZM29 32V33H30ZM35 32V31H34ZM162 32V31H161ZM193 32H192V34H193ZM196 32H197V29H196ZM195 32V33H196ZM200 32V31H199ZM206 33H207V31H205ZM138 33H139V31H138ZM144 33V32H143ZM154 33V32H153ZM167 33H170V32H167ZM166 33V34H167ZM172 33V32H171ZM178 33V32H177ZM182 33V32H181ZM180 33V34H181ZM194 33V34H195ZM203 33V32H202ZM1 34V36H2V34L3 33H0ZM107 34V33H106ZM136 34V33H135ZM163 34H165V33H163ZM208 34V33H207ZM103 35H105V34H103ZM116 35V34H115ZM126 35V34H125ZM179 35V34H178ZM185 35V34H184ZM183 35V36H184ZM187 35V34H186ZM195 35H197V34H195ZM210 35V34H209ZM21 36H23V35H21ZM27 36H26V39H28V42H29V38H27ZM42 36L40 37L42 40H43V38H42ZM100 36V35H99ZM98 36V37H99ZM117 36V35H116ZM115 36V37H116ZM162 36V39H163V35H161ZM168 36V35H167ZM199 36V35H198ZM205 36L207 37V35L205 34ZM204 35H203V37H205ZM5 37V36H4ZM12 37V36H11ZM25 37V36H24ZM112 37V36H111ZM124 37V36H123ZM127 37V36H126ZM150 37V36H149ZM157 37V36H156ZM186 37V36H185ZM184 37V38H185ZM192 37V36H191ZM202 37V36H201ZM202 37V38H203ZM217 37V36H216ZM2 38V37H1ZM49 38V37H48ZM103 38V37H102ZM169 38V37H168ZM187 38V37H186ZM13 39V38H12ZM25 38L23 39L22 38V41L24 42L23 43V46H24V44H25V42L27 41ZM122 39V38H121ZM130 39V38H129ZM183 39V38H182ZM196 39H197V37H196ZM10 40V39H9ZM26 40V41H25ZM43 40V42H44V44H45V46L47 45L48 47H49V45H48V41H44ZM106 40V39H105ZM156 40V39H155ZM160 40V39H159ZM172 40V39H171ZM170 40V41H171ZM175 40V39H174ZM176 40H177V38H176ZM191 40V39H190ZM190 40H189V42H190ZM198 40H200V39H198ZM41 41V40H40ZM119 41V40H118ZM116 42V43H119V42ZM123 41V40H122ZM166 41V40H165ZM20 42H21V39H20ZM42 41L40 42V45H41V43H43ZM46 42V43H45ZM110 42H112V41H110ZM169 42V41H168ZM168 42H167V47H169L168 46ZM177 42V41H176ZM176 42L174 43V45L176 44ZM187 42V41H186ZM189 42L187 43V44H189ZM198 42V41H197ZM27 43V42H26ZM166 43V42H165ZM194 43V42H193ZM44 44H42V47H45V46H43ZM122 44V43H121ZM158 44V43H157ZM161 44H164V42L163 43H161ZM169 44H173V42L172 43H170L169 42ZM184 43H182L181 45H183ZM186 44V43H185ZM190 44H192L191 42H190ZM189 44V45H190ZM198 44V43H197ZM113 45V44H112ZM165 45V44H164ZM162 46V48L163 47H165L166 48V45L165 46ZM177 45V44H176ZM189 45H187V46H189ZM200 45V44H199ZM198 45V46H199ZM20 46V45H19ZM28 46V45H27ZM156 46V45H155ZM180 46V45H179ZM7 47V46H6ZM14 47V46H13ZM47 47V48H48ZM115 47H116V45H115ZM191 47V46H190ZM1 48V47H0ZM175 48V47H174ZM181 48H185V47H181ZM180 48V49H181ZM193 48V47H192ZM207 48V47H206ZM27 49V48H26ZM168 49V48H167ZM201 49H204V48H201ZM229 49H230V47H229ZM23 50H24V48H23ZM22 50V51H23ZM35 50H36V52H38V53H36V54H40L41 52V54H43V51H44V49H40V48H38V50H41V52H39L38 50H37V48H35ZM46 50L48 51V53L47 54H49V49H46L45 48V51L44 52H46ZM117 50H119V49H117ZM130 50V49H129ZM140 50V49H139ZM144 50V49H143ZM169 50H170V48H169ZM169 50H167L168 52H170ZM177 50V49H176ZM179 50V49H178ZM178 50L176 51V52H174V50L172 51L171 50V52L173 53H175V57H176V54H178ZM186 50V49H185ZM185 50H183V55H184V52L186 53V51ZM190 50V53H191V49H189L188 48V51ZM207 50V49H206ZM115 51V50H114ZM127 51V50H126ZM150 51V50H149ZM157 51V50H156ZM166 51V50H165ZM165 51L163 52L162 51V53H165ZM180 51H182V50H180ZM179 51V52H180ZM187 51V52H188ZM196 51H197V49H196ZM203 51V50H202ZM13 52V51H12ZM25 52V51H24ZM23 52V53H24ZM26 52H27V50H26ZM123 52H124V50H123ZM140 52V51H139ZM161 52V51H160ZM170 52V53H171ZM193 52V51H192ZM199 52V51H198ZM22 53V54H23ZM31 53V52H30ZM29 53V54H30ZM34 53H35V51H34ZM31 54L32 56L34 55V57H35V54ZM129 53V52H128ZM170 53H168L169 55H171V57L173 56L174 57V53L173 54H170ZM189 53V52H188ZM187 53V54H188ZM196 53V52H195ZM201 53V52H200ZM200 53H198V55L200 54ZM207 53V52H206ZM217 53V52H216ZM46 53H44V55H43V57H44V59H46L47 60V58H48V60H49V57H46V56H48ZM132 54V53H131ZM207 54H209V53H207ZM207 54H205V53H202V55H200L201 57L203 56V55H207ZM25 55H27L26 53H24V55L23 56H25ZM148 55V54H147ZM165 55V54H164ZM180 56H182V53L181 54H179ZM195 55H197V54H195ZM20 56V55H19ZM28 56V59H29V55H27ZM31 56V57H32ZM37 56L38 55H36V57H35V59H34V57H30V59H29V61H30V63H31V61L33 62V64H35L34 63V60H36V61H38V59H37ZM40 56V55H39ZM122 56V55H121ZM125 56H126V54H125ZM132 56V55H131ZM167 56V55H166ZM179 56V57H180ZM189 56V55H188ZM26 57V56H25ZM41 57V56H40ZM43 57H41V58H43ZM46 57V58H45ZM107 57V56H106ZM139 57V56H138ZM165 57V56H164ZM170 57V56H169ZM174 57V58H175ZM184 57L185 56H183L182 58L184 59ZM189 57H192L191 55L189 56ZM214 57H216V56H214ZM224 57V56H223ZM12 58V57H11ZM120 58V57H119ZM143 58V57H142ZM160 58V57H159ZM162 56H161V59H158V60H162ZM182 58H180L181 60H182ZM196 57H194V59H195ZM198 58H200V57H198ZM204 58V57H203ZM208 58V57H207ZM206 58V60H208ZM28 59L26 60V61H28ZM101 59H103V57L101 58ZM139 59V58H138ZM165 59V58H164ZM179 59V60H180ZM190 59V58H189ZM188 59V60H189ZM194 59H192V60H194ZM197 59V58H196ZM200 59H202V58H200ZM199 59V60H200ZM221 59V58H220ZM223 59V58H222ZM10 60V59H9ZM40 60V59H39ZM47 60V61H48ZM114 60V59H113ZM185 60V59H184ZM187 60V59H186ZM187 60V61H188ZM191 60V59H190ZM198 60V59H197ZM206 60H205V62H206ZM210 60H211V57H210ZM12 61V60H11ZM41 62H44V60L42 61V60H40ZM162 61H164V60H162ZM167 61V60H166ZM166 61H164V63L166 62ZM176 61H177V58H176ZM183 61V60H182ZM214 61H215V59H214ZM49 62V61H48ZM47 62V64L46 63H42L43 64V67H42V64L40 65V66H38L39 68H40V70L41 69H43V70H41L40 72H38L37 73V71H39V68H37V65H39L40 64V62L38 61L37 62V65L35 66L36 68H34V66L32 65V70H33V74H34V69H37V71L35 70V73H37V82L39 81V83H38V85H40L41 87L40 88H43V90H41L40 92H45L44 90H46V89H44L45 87H47L48 85H49V81L47 82L46 80H44V82L43 81H41V80H38V77H41V74L44 72L45 73V71L46 70H48L49 69V63ZM99 62V61H98ZM136 62V61H135ZM139 62V61H138ZM179 62V61H178ZM184 62V61H183ZM189 62V61H188ZM188 62H186V63H188ZM194 62V61H193ZM192 62V63H193ZM195 62H198V61H196L195 60ZM213 62V61H212ZM211 62V63H212ZM117 63V62H116ZM149 63V62H148ZM177 62H175L174 64H176ZM207 64L209 63L208 61L206 62ZM224 63V62H223ZM44 64H46L47 66H48V69L46 68V70L44 71ZM123 64H124V62H123ZM134 64H136V63H134ZM159 64H161L160 62H159ZM168 64V63H167ZM179 64H181V61H180V63ZM196 64V63H195ZM202 64V63H201ZM226 64V63H225ZM45 65V67H47ZM128 65V64H127ZM157 65V64H156ZM182 65V64H181ZM180 65V66H181ZM184 65V64H183ZM186 65V64H185ZM185 65H184V67H185ZM193 65H194V63H193ZM192 65V66H193ZM203 65V64H202ZM201 65V66H202ZM205 65V64H204ZM217 65V64H216ZM223 65V64H222ZM27 66V65H26ZM122 66V65H121ZM139 66H140V64H139ZM142 66V65H141ZM174 66H177V65H173L172 67H173V69H174ZM179 66V67H180ZM200 66V65H199ZM198 66V67H199ZM211 66V65H210ZM30 67V66H29ZM114 67V66H113ZM133 67V66H132ZM161 66H159V68H160ZM165 67H167V66H165ZM188 67V70L189 69H191L190 67H189V65L188 66H186V68ZM193 67H195V66H193ZM203 68H204V66H202ZM206 67V66H205ZM208 67V66H207ZM206 67V68H207ZM221 67V66H220ZM229 67H230V65H229ZM24 68V67H23ZM119 68V67H118ZM181 68V67H180ZM201 69V70H198V71H200V72H198V73H196V76L195 77H193L192 75H191V77H193V82H194V84L196 85V87H199L200 88V98L203 100V102H202V100H201V102L202 103H208V101L209 102H212V106H215V109L217 110V111H219L220 110V105H221V103H219V102H216L215 103V101H214V99L216 98L217 99V97H215L216 95H221V97L222 98H224L225 99V102L222 104V107H223V109H224V111H226V113L224 114V116L220 119V121H218L219 123V125H217V127L215 128V127H213L214 125H211V126H208V128L210 129L211 127L212 128H215V130L216 131H214V132H212V134H207L206 136H208V137H206V136H201V137H195V140L192 138L193 136H194V134L197 132V131H195L194 130V132H192V131H189V134H190V132H191V136H190V141H192V140H194L195 141V144L194 143H192V144H194V147L193 148H195L194 149V151L193 150H191V148L189 149V151H191L190 152V154H191V157H190V159L189 158H187L188 159V161L192 164L198 157H199V155H202L201 153V148L202 147H204L205 148V146L207 145V146H211V145H213V144H215V143H218V144H215V146L217 145V147L218 146H220L221 147V144H222V146H224L225 144V147L227 146L228 147V145H227V142H229L227 139H230V137L228 138V136L230 135V133L231 134H240V135H243V134H245V132L247 131V130H250V129H252V127H251V125H249V120H250V118H249V120H246V119H243L242 120V117L243 116H241L240 114V116L238 115V113H237V110H231V111H229L232 107V98L235 96V95H237V96H239V98H241L242 96H240V94L242 93L241 92V86H240V84L238 83V84H235V85H232V83L231 82H227L226 81V79H225V83H222L221 81H218V84H219V82H221L222 84H219L218 86H214V87H212V85H211V81H212V76L211 75H213L212 73H211V75H208V73H210V69L211 68H209V70H208V73L206 72L207 70L204 68V69ZM216 68V67H215ZM140 69V68H139ZM160 69H162V68H160ZM167 69V68H166ZM169 69V68H168ZM181 69H183V67L181 68ZM180 69V70H181ZM198 69H200V68H198ZM226 70H227V68H225ZM31 70V71H32ZM104 70V69H103ZM115 70V69H114ZM151 70V69H150ZM153 70V69H152ZM169 70H171V69H169ZM179 70V69H178ZM195 70V69H194ZM4 71V70H3ZM6 71V70H5ZM43 71V72H42ZM161 71V70H160ZM162 71H164L163 69H162ZM177 71V70H176ZM175 71V72H176ZM182 71V70H181ZM187 71V70H186ZM221 71H223V70H221ZM109 72V71H108ZM169 72V71H168ZM173 72H174V70H173ZM188 72V71H187ZM197 72V71H196ZM225 72V71H224ZM4 73V72H3ZM2 73V74H3ZM84 73V72H83ZM103 73V72H102ZM105 73V72H104ZM148 73H150V72H148ZM147 73V74H148ZM158 73H159V71H158ZM164 73H166V75H167V72H166V70L164 71ZM164 73L162 72V75L163 76H165L164 78H166V75H164ZM170 73H172V70H171V72ZM184 73H185V71H184ZM183 73V74H184ZM191 73V72H190ZM213 73H215L214 71H213ZM218 73V72H217ZM222 74H225V73H223V72H221ZM231 73V72H230ZM39 74H40V76H39ZM147 74H145V76H147ZM180 74V73H179ZM178 74V72H177V74H176V77H177V75H179ZM189 74V73H188ZM222 74H220L221 76H222ZM228 74V73H227ZM134 75V74H133ZM170 74H168V76H169ZM174 75V74H173ZM182 75V74H181ZM180 75V76H181ZM186 75H187V73H186ZM233 75V74H232ZM231 74L229 75V76H232ZM112 76V75H111ZM136 76V75H135ZM144 78H145V76H144V74L142 75ZM142 76H141V78H142ZM159 76H160V73H159ZM159 76H157V77H159ZM163 76H160L159 78H162ZM171 77H172V75H170ZM175 76V75H174ZM179 76V77H180ZM215 76H216V73H215ZM221 76L219 77L218 76V80L221 78ZM104 77V76H103ZM149 77H150V75H149ZM156 77V78H157ZM170 77V78H171ZM179 77H177V78H179ZM184 77V76H183ZM183 77H181L182 79H183ZM185 77H189V79H191L190 78V74L188 75V76H185ZM225 77H226V75H225ZM129 78H131V77H129ZM128 78V79H129ZM140 78V79H141ZM147 78V77H146ZM145 78V79H146ZM172 78H174V77H172ZM171 78V79H172ZM216 78V77H215ZM223 78H224V76H223ZM223 78H221V79H223ZM227 78V77H226ZM132 79H134V77L132 78ZM155 79V78H154ZM163 79V78H162ZM162 79H160V81L162 80ZM167 79H168V77H167ZM167 79L165 80L166 82H167ZM171 79H169V80H171ZM175 79V78H174ZM112 80V79H111ZM127 80V79H126ZM130 80V79H129ZM143 78L141 79V81L143 82ZM149 80V79H148ZM153 80V79H152ZM159 80V79H158ZM164 80V79H163ZM178 80V79H177ZM175 81V82H177V83H173L174 84V86H176V88L175 87H167V86H163V87H161L163 90H161L162 91V93L163 92H165V91H167V90H169V89H172V91L173 90H180L181 89V87L183 86V85H181L182 84V82L184 81V79H183V81L182 80H180V81H182V82H179V80L178 81ZM114 81H116V79H114ZM113 81V82H114ZM147 81V80H146ZM172 81H174V80H172ZM186 81V80H185ZM190 81V80H189ZM188 80H187V82H189ZM213 81H215V80H213ZM119 82V81H118ZM117 81H116V83L119 85V83H118ZM139 82V81H138ZM142 82H140L141 84H143L144 82H145V80H144V82L142 83ZM149 82V81H148ZM148 82H147V84H148ZM150 82H151V80H150ZM153 82V81H152ZM162 83H163V81H161ZM169 82V81H168ZM179 82V83H178ZM191 82V81H190ZM189 82V83H190ZM216 82V81H215ZM76 83V82H75ZM110 83V82H109ZM108 83V84H109ZM115 83V82H114ZM113 83V84H114ZM115 83V84H116ZM128 83V82H127ZM129 83H130V81H129ZM129 83H128V86H129ZM133 82H131L130 83V85L132 84ZM181 83V84H180ZM185 83V82H184ZM202 83H206V84H202ZM217 83V82H216ZM100 84V83H99ZM140 84V85H141ZM146 84V85H147ZM159 84V83H158ZM157 83H156V85H158ZM161 84V83H160ZM164 84V83H163ZM173 84H168L169 86H171V85H173ZM176 84V85H175ZM249 84V83H248ZM117 85V86H118ZM139 85V86H140ZM151 85H153V84H151ZM162 85V84H161ZM165 85V84H164ZM211 85V86H210ZM113 86V85H112ZM181 86V87H180ZM186 86V85H185ZM184 86V88H186ZM188 86H189V84H188ZM190 86H191V84H190ZM130 87V86H129ZM134 87V86H133ZM153 87H154V85H153ZM167 87V88H166ZM195 87V86H194ZM247 87V86H246ZM250 87V86H249ZM39 88V87H38ZM112 88V87H111ZM160 88V86L158 87V89ZM175 88V89H174ZM191 88H192V86H191ZM253 88V90H254V87H252ZM82 89V88H81ZM107 89V88H106ZM109 89V88H108ZM124 89V88H123ZM151 89H152V86H151ZM154 89H157V86H156V88H154ZM154 89H152V90H154ZM155 90V91H157V93H155V94H157V96H158V94L159 93H161V92H159L158 93V91H160V89L159 90ZM246 89V88H245ZM251 88H249V90H250ZM40 90V89H39ZM65 90V89H64ZM63 90V91H64ZM74 91V90H73ZM127 91V90H126ZM154 91V92H155ZM252 91V90H251ZM37 92H39V91H37ZM170 93H171V91H169ZM168 91H167V93H169ZM119 93V92H118ZM123 93V92H122ZM126 93V92H125ZM173 93V92H172ZM171 93V94H172ZM175 93V92H174ZM177 93H181V91H179V92H177ZM154 94V93H153ZM176 94V93H175ZM248 94H249V92H248ZM254 94V93H253ZM97 95V94H96ZM118 95V94H117ZM251 95V94H250ZM155 96V95H154ZM161 96V95H160ZM249 96V95H248ZM100 97V96H99ZM196 97H198V96H196ZM25 98V97H24ZM220 98V97H219ZM218 98V99H219ZM254 98V97H253ZM255 98H257V96L255 97ZM258 98H260V96L258 97ZM26 99V98H25ZM119 99V98H118ZM156 99V98H155ZM244 99V98H243ZM262 99V98H261ZM27 100V99H26ZM46 100H49V98L48 99H46ZM44 101L43 103H42V105H40L39 107L38 106H36L35 107V103L37 104V102H35L33 105V107H35V108H32L31 110H33V109H38L37 111H35L34 113H32L33 111H31L30 110V113H32V114H29V116H31L30 118H31V123H32V121L35 119V121L37 122V117L39 118V116H38V114L40 113V111H41V109L44 107V109L42 110V115H43V119H41L42 120V123H43V125H46L47 123H48V119H47V117L49 116V101ZM120 100V99H119ZM125 100V99H124ZM140 100V99H139ZM259 100V99H258ZM34 101H36V100H33V102ZM150 101V100H149ZM218 101V100H217ZM223 101V100H222ZM243 101V100H242ZM120 102V101H119ZM125 102V101H124ZM148 102V101H147ZM258 102V101H257ZM256 102V103H257ZM125 104V103H124ZM214 104H216V105H214ZM37 105H39V104H37ZM120 105H122V102H121V104ZM127 105V104H126ZM258 104H256V106H257ZM261 105V104H260ZM96 106V105H95ZM125 106V105H124ZM264 106V105H263ZM123 107V106H122ZM184 107V106H183ZM206 107V106H205ZM74 108V107H73ZM86 108V107H85ZM125 108V107H124ZM147 108V107H146ZM195 108V107H194ZM126 109V108H125ZM125 109H123V110H125ZM129 109H130V107H129ZM207 109V108H206ZM212 109H214V108H212ZM229 109V110H228ZM245 109V108H244ZM243 109V110H244ZM254 109V108H253ZM256 109V108H255ZM258 109V111H259V108H257ZM189 110V109H188ZM193 110V109H192ZM215 110V111H216ZM207 111V110H206ZM205 111V112H206ZM223 111V110H222ZM223 111V112H224ZM86 112V111H85ZM129 112V111H128ZM173 112H175V111H173ZM184 112V111H183ZM125 113H126V111H125ZM130 113V112H129ZM179 113V112H178ZM197 113V112H196ZM212 113V112H211ZM218 113V112H217ZM35 114V115H34ZM81 114V113H80ZM104 114V113H103ZM123 115H124V113H122ZM128 114V113H127ZM176 114V113H175ZM195 114V113H194ZM242 114V113H241ZM245 114V113H244ZM261 114V113H260ZM262 114H264V113H262ZM32 115H33V117L34 118H32ZM98 115V114H97ZM171 115L172 116H175V115H173V113H171ZM177 115V114H176ZM119 116H121V115H119ZM131 116V115H130ZM196 116V115H195ZM217 116V115H216ZM36 117V118H35ZM122 117V116H121ZM129 117V116H128ZM206 117V116H205ZM218 117V116H217ZM251 117V116H250ZM257 117V116H256ZM214 118H215V116H214ZM254 118V117H253ZM252 118V119H253ZM264 118V117H263ZM103 119V118H102ZM107 119V118H106ZM116 119V118H115ZM121 119H123V117L121 118ZM198 119V118H197ZM228 120V122H226V120ZM251 119V120H252ZM117 120V119H116ZM124 120V119H123ZM196 120V119H195ZM208 120V119H207ZM215 120V119H214ZM250 120V121H251ZM112 121V120H111ZM115 121V120H114ZM120 121V120H119ZM211 121V120H210ZM216 121V120H215ZM214 121V122H215ZM254 121V120H253ZM256 121H258L257 119H256ZM34 122V121H33ZM35 122V123H36ZM78 122H80V121H78ZM103 122V121H102ZM110 122V121H109ZM116 122V121H115ZM149 122V121H148ZM166 122H167V124H166ZM171 122V121H170ZM192 122V121H191ZM190 122V123H191ZM200 122V121H199ZM35 123H32V124H34L35 125ZM87 123V122H86ZM98 123H100V121L98 122ZM113 123V122H112ZM121 123V122H120ZM161 123H163V122H161ZM165 124H162V125H165L167 128H168V126L170 125L169 124V122L168 121H165L164 122ZM175 123V122H174ZM183 123H185V122H183ZM187 123V122H186ZM193 123H194V120H193ZM197 124H198V122H196ZM206 123V122H205ZM254 124H256V122H253ZM258 123V122H257ZM264 123V122H263ZM80 124V123H79ZM84 124V123H83ZM103 124V123H102ZM111 124V123H110ZM150 124V123H149ZM156 124V123H155ZM160 124V123H159ZM192 124V123H191ZM197 124H196V127H198L199 126V124H198V126H197ZM202 124H203V122H202ZM216 124V123H215ZM253 124V125H254ZM77 125V124H76ZM96 125H97V127H96ZM95 126L92 124H89L88 126L86 125V130L88 131V134H89V131L90 132H92L91 134H93L95 131L94 130H98V128H99V130H100V127H99V125L98 124H96ZM118 125V124H117ZM161 125V126H162ZM182 125H184V124H182ZM186 125V124H185ZM193 125H195V124H193ZM140 126V125H139ZM153 126V125H152ZM156 126V125H155ZM154 126V127H155ZM159 126V125H158ZM159 126L160 127V130L162 131L163 129H164V127L165 126ZM187 126H188V124H187ZM190 126V125H189ZM255 126V125H254ZM4 127V126H3ZM18 127V126H17ZM22 127V126H21ZM83 127H84V125H83ZM138 127V126H137ZM157 127V126H156ZM170 127V126H169ZM183 127V126H182ZM192 127V126H191ZM195 127V129H198V128H196ZM207 127V126H206ZM116 128V127H115ZM162 128V129H161ZM200 128H201V125H200ZM203 128V127H202ZM207 128V129H208ZM212 128H211V130H212ZM82 129V128H81ZM153 129V128H152ZM166 129V128H165ZM194 129V126H193V128H192V130ZM206 129V128H205ZM218 129H220L221 131L222 130H225V134L223 135V134H221V136H217V133L218 132H220V130L217 132V130ZM254 129H255V127H254ZM30 130V129H29ZM76 130V129H75ZM145 130V129H144ZM142 131V132H146V131ZM157 130V129H156ZM168 130V129H167ZM210 130V131H211ZM33 131V130H32ZM31 131V132H32ZM81 131V130H80ZM85 131V130H84ZM122 131H124V130H122ZM138 131V130H137ZM140 131V130H139ZM138 131V132H139ZM154 131H155V128H154ZM161 131H159V132H161ZM172 131V130H171ZM209 131V132H210ZM252 131V130H251ZM255 131V130H254ZM16 132V131H15ZM19 132V131H18ZM73 132V131H72ZM98 132V131H97ZM97 132H95V133H97ZM102 132V131H101ZM170 132V131H169ZM184 132H185V130H184ZM203 132V131H202ZM201 132V133H202ZM206 132H208V131H206ZM12 133V132H11ZM34 133V132H33ZM61 133V132H60ZM76 133V132H75ZM79 133V132H78ZM77 133V134H78ZM83 133V132H82ZM84 133H86V132H84ZM84 133H83V136H84ZM100 133V132H99ZM98 133V134H99ZM105 133V132H104ZM185 133H188V131L187 132H185ZM198 133V132H197ZM196 133V134H197ZM224 133V132H223ZM251 133V132H250ZM249 133V134H250ZM35 134V133H34ZM34 134H29V132H28V135H27V137H26V139H27V142H28V144H29V146L30 145H34L35 146V149H34V146L32 147L31 146V150L29 151L28 149H24L25 150V153H24V150H23V152H22V155L24 156V154H25V157L24 158H22V161L21 162H23L22 163V166H20V170L21 171H19V174L17 175V177H19V180H18V183H16L15 185H12V186H6L5 188L6 189H3L1 192L4 194V195H2V193H0V195H1V198H0V240L2 239L3 241H10V242H13V243H17V244H26V243H31V246L32 245H34V246H32V250L31 251H29L28 249H29V246L28 247H26L27 248V252L29 253H32V252H36L37 254L36 255H40V256H43V257H40V258H38V256H36L35 255V257L37 258V261H36V258H34V260H35V263L33 262V264H134V261H136V260H134V259H137L138 257H140V256H142V254H143V256L145 255L144 253H146L145 252V250L147 251L148 250V248H149V250L147 251V253H146V255H145V257H144V259H139V260H142L141 261V263L140 264H143V262H145V264H160L162 261H163V258L164 257H166V256H171V255H174L175 253H176V249L179 251L178 253H177V256L178 257H180V258H178V260L180 259L181 260V258H182V255L183 254H185L186 255V252L184 251L186 248H185V246L183 247V245L185 244H182V246L180 247L181 249L182 248H185L184 250H181L180 248H176V249H174L175 247H174V245H179V244H181L180 242H181V239H179L180 240V242L177 240L178 238H177V234L178 233H176V231L178 232L180 229V226L181 227H183L184 228V232H186L185 231V225H187V229H188V227L190 226L189 224H187L186 222H188L189 223V221H193V223L196 221L197 222V220H195L194 221V219H196L195 217L196 216H193V215H189V214H181V211H179V212H175L176 214L174 215H170V213L168 212V207L165 205V203L163 202V204L161 205L162 207H164V208H162V210L161 211H159V209L161 208L160 206V208L158 207V212L156 213V211L154 210V206L151 208L152 209V212H155V214H156V217L155 218H157V216H158V218L157 219H155V222L157 223V221H158V223H161L162 224V222L163 221H169V220H171V221H173L172 223H170L169 225H168V228L169 227H171L172 225L173 226H176V225H179V223H180V221H183V223H184V225L182 226V225H180V226H178L179 228V230L177 229V230H175V228L172 226V228H174L173 230H175V232H172L171 230H172V228H169V229H171L170 230V233L172 232V233H176L175 235H176V237H175V235L174 234H169V232H167V234H169V235H174V236H172V237H174V238H177L176 240L177 241H175V239L173 238V240L171 239V241L173 242V243H175V242H177V244H174V245H172L173 243L172 242H168V241H170V236H169V238L167 239L168 241H163L162 239L163 238H158V240H157V237L158 236H156V238L153 236V235H157V234H159L160 233V231H161V226H164V224L163 225H161V226H159L160 227V229H159V227L157 226V231H156V229H154V228H156L155 226H152L148 221H146L145 223H147L148 222V224H147V227L149 228V229H147L146 230V228L144 227V229H145V231L144 230H142V232L144 231V232H148V230H149V232L146 234V235H150V233H151V235L152 236H150L151 238L153 237L154 238V240H155V243H153V242H150L148 239L150 238L149 236L147 237L145 234H142V235H145L148 239L146 240V246H148V244L149 245H152V246H149L148 248H146V246L144 245V243H145V241L142 243V239L144 240V239H146V238H143V236L141 237V236H137L139 239H140V237H141V239L139 240V239H136L137 237H136V235H133V236H135V239L132 237V233L134 232H136V231H139V230H141V229H138V227H137V229L138 230H136V225H138V224H141L142 222L144 223V218H146L145 216H144V218L142 217V215L140 216L141 217V219L143 218V220L140 222V220L141 219H139V216L137 217L138 219H139V221H138V223L135 225L133 222H132V219L134 220V219H137V218H134V213H136V210H139V211H137V213L139 212L140 213V208L138 209V206L137 205H139L140 203H135L136 205H133L131 202H126L125 204H123L122 205V207H120L119 205H117V206H119V207H117V208H119V209H121V210H116V212L114 211V214L111 216H107V213L108 212H110L111 213V209L112 210H114L115 208H109V210L107 209V208H103V209H105V210H100V208H98L99 209V211L100 212H102L103 211V213L101 214L100 212H96L95 210H93L92 208H91V206H93V207H101L100 205V202L99 203H97V204H99V206L97 205V204H95V198H94V196L92 195L91 196V194H96L95 193V191H97V189L99 188V185H97L98 184V180H96L95 181V176H96V174H97V172H98V168H93L94 166L95 167H97L96 165H93V164H89V163H87L86 161H85V159L84 158H80L79 157V159L78 160H76V158H71V159H68L67 160V162L64 164H61V162H63L64 160H62L61 159V157L60 158H58L57 160H56V158L57 157H55L54 155V153H50L49 154V131L48 130H45V131H43L42 130V132H41V134H39V135H41V137H39L37 134H35V135H37V136H35ZM109 134V133H108ZM134 134V133H133ZM137 134V136H139L138 135V133H136ZM157 133H155V135H156ZM161 134V133H160ZM204 134V133H203ZM254 134V133H253ZM259 134V133H258ZM257 134V135H258ZM16 135V134H15ZM81 135V134H80ZM94 135V134H93ZM131 135V134H130ZM146 135H147V133H146ZM151 135V134H150ZM158 135V134H157ZM199 135H200V133H199ZM220 135V134H219ZM223 135V136H222ZM247 135V134H246ZM255 135V134H254ZM72 136V135H71ZM98 136V135H97ZM127 136V135H126ZM125 136V137H126ZM136 136V137H137ZM141 136V135H140ZM148 136V135H147ZM159 136V135H158ZM162 136V135H161ZM182 136H183V134H182ZM181 136V137H182ZM236 136V135H235ZM25 137H23L22 138V141L25 139ZM82 137V136H81ZM89 137V136H88ZM133 137V136H132ZM142 137H144V136H141V138ZM177 137H179V135L177 136ZM189 137V136H188ZM253 137H256V136H253ZM67 138V137H66ZM90 138V137H89ZM88 138V139H89ZM101 138V137H100ZM99 138V139H100ZM139 139H141L140 137H138ZM137 138V139H138ZM145 138V137H144ZM146 138H148V137H146ZM151 138H154V136H152ZM150 137L148 138V139H146L145 141H147V140H149V139H151ZM158 138V137H157ZM167 138V137H166ZM184 138H185V136H184ZM184 138H182V139H184ZM250 137H248V139H249ZM25 139V140H26ZM36 139H41V140H39L38 142L40 143H38V145H35L34 143H35V141H36ZM156 139V138H155ZM181 139V140H182ZM187 139V138H186ZM233 139H234V137H233ZM244 139V138H243ZM254 139V138H253ZM252 139V140H253ZM7 140V139H6ZM12 140H14V139H12ZM24 140V141H25ZM57 140V139H56ZM64 140V139H63ZM93 140H95V139H93ZM135 140V139H134ZM152 140V139H151ZM174 140V139H173ZM185 140V139H184ZM242 140V139H241ZM245 140L246 139H244L243 140V146H242V150H243V152H242V154H238V157H235L234 156V159H232L233 157H232V155H230V152L227 150V148H226V151H228L227 152V155L226 156H223L226 160H227V163L229 162V161H231L230 163H231V165H234V168L235 167H238V169L242 166L243 167V165L245 166V161L247 160L246 158L248 157V156H250L251 157V155H253L254 153V151H253V148H250L249 147V145H248V147H247V143L245 142ZM5 141V140H4ZM85 141V140H84ZM88 141V140H87ZM86 141V142H87ZM156 141V140H155ZM167 141H169V140H167ZM188 141V140H187ZM193 141V142H194ZM247 141V140H246ZM250 141V140H249ZM254 141V140H253ZM259 141V140H258ZM60 142V141H59ZM63 142V141H62ZM103 142V141H102ZM142 142V141H141ZM152 142H154V140H152ZM170 142V141H169ZM177 142V141H176ZM175 142V143H176ZM1 143V142H0ZM6 143V142H5ZM36 143H37V141H36ZM88 143V142H87ZM87 143H86V145L85 146H83V147H88V145H87ZM98 143V142H97ZM96 143V144H97ZM101 143V142H100ZM130 143V142H129ZM150 143H151V141H150ZM149 143V144H150ZM165 143H168V142H165ZM181 143V142H180ZM249 143V142H248ZM263 143V141L260 143V144H262ZM18 144V143H17ZM154 144V143H153ZM153 144H150V146H153ZM158 144H160V141H159V143H156V145L158 146ZM185 144V143H184ZM206 144V145H205ZM235 144V143H234ZM234 144H233V146H234ZM251 144V143H250ZM257 144V143H256ZM16 145V144H15ZM21 145H22V143H21ZM20 145V146H21ZM60 145V144H59ZM95 145V144H94ZM139 145V144H138ZM145 145H148V141H147V143H145ZM191 145V144H190ZM204 145V146H203ZM253 146H254V144H252ZM27 146V145H26ZM28 146V147H29ZM38 148H37V147ZM62 146V145H61ZM81 146V147H82ZM93 146V145H92ZM97 146V145H96ZM98 146H100V145H98ZM133 146V145H132ZM149 146V145H148ZM154 146H155V144H154ZM169 146V145H168ZM174 146V145H173ZM186 146V145H185ZM188 146H189V144H188ZM192 146V145H191ZM229 146H230V144H229ZM238 146H239V144H238ZM237 146V147H238ZM261 146H263V145H261ZM17 147H18V145H17ZM75 147V146H74ZM141 147V146H140ZM235 147V146H234ZM37 148V149H36ZM63 148V147H62ZM62 148H61V150H62ZM85 148H83V151H85V150H87V149H85ZM134 148V147H133ZM136 148V147H135ZM138 148V147H137ZM142 148V147H141ZM153 148H155V147H153ZM172 148V147H171ZM189 148V147H188ZM232 148V147H231ZM239 148V147H238ZM17 149V148H16ZM30 149V148H29ZM36 150L33 154H31L32 152V150ZM103 149V148H102ZM119 149V148H118ZM139 149V148H138ZM137 149V150H138ZM157 149H158V147H157ZM208 150H209V148H207ZM211 149H213V148H211ZM225 149V148H224ZM229 149H230V147H229ZM232 149H234V148H232ZM54 150V149H53ZM58 150H59V148H58ZM81 150V149H80ZM107 150H108V148H107ZM129 150V149H128ZM136 150V149H135ZM163 150V149H162ZM177 150V149H176ZM202 150H203V148H202ZM215 150V149H214ZM238 150V149H237ZM261 150V149H260ZM263 150V149H262ZM21 151V150H20ZM143 151V150H142ZM141 151V152H142ZM167 151V150H166ZM171 151H172V149H171ZM171 151H170V154H166V155H171ZM184 151V150H183ZM231 151V150H230ZM233 151V150H232ZM256 151V150H255ZM264 151V150H263ZM28 152V153H27ZM162 152V151H161ZM177 152V151H176ZM182 152V151H181ZM212 152V151H211ZM218 152V151H217ZM222 152H224V151H222ZM221 152V153H222ZM235 152V151H234ZM260 152V151H259ZM259 152H257V154L259 153ZM81 153V152H80ZM83 153V152H82ZM101 153V152H100ZM107 153H111V149H110V152H109V150L107 151ZM124 153V152H123ZM143 153V155H144V153H145V151L144 152H142ZM142 153H140V154H142ZM172 153H173V151H172ZM214 153H215V151H214ZM213 153V154H214ZM239 153H240V148H239ZM253 153V154H252ZM261 154L263 153V152H260ZM21 154V153H20ZM29 154V156H27ZM36 154V155H35ZM63 154V153H62ZM78 154V153H77ZM114 154H116V151H115V153ZM113 154V155H114ZM155 154V153H154ZM164 154V153H163ZM163 154H162V156H163ZM176 154H178V153H176ZM175 154V155H176ZM189 153H188V155H186V157H189V155H190ZM205 154V153H204ZM216 154V153H215ZM257 154H255V155H257ZM19 155V154H18ZM22 155H20L19 157H23ZM32 155V157H30ZM61 155V154H60ZM76 155V154H75ZM105 155V154H104ZM111 155H112V153H111ZM113 155H112V157H113ZM121 155V154H120ZM156 155H160L161 156V154H156ZM165 155V154H164ZM165 155V156H166ZM174 155V154H173ZM234 155H235V153H234ZM254 155V156H255ZM6 156H7V154H6ZM33 156H35V157H33ZM107 156V155H106ZM138 156H139V153H138ZM149 156V155H148ZM159 156V157H160ZM162 156H161V158H162ZM165 156H163V159H166L167 157H165ZM179 156V155H178ZM195 156H198L197 158H195ZM219 156H221V154L219 155ZM259 156V155H258ZM257 156V157H258ZM261 156V155H260ZM16 157V156H15ZM28 157V158H27ZM30 157V158H29ZM108 157H110L111 158V156H109L108 155ZM116 157V156H115ZM140 157H141V155H140ZM159 157H157V158H159ZM165 157V158H164ZM173 157V156H172ZM175 157V156H174ZM173 157V158H174ZM180 157V156H179ZM179 157H177V158H179ZM215 157H217V156H215ZM123 158V157H122ZM143 157H141V159H142ZM154 158H155V156H154ZM161 158H159V160L157 161L158 162V165L157 164H155L157 167L156 168H158V167H160L161 168V163L163 162L162 161V159ZM185 158V157H184ZM222 158V157H221ZM224 158H223V160H224ZM252 158V157H251ZM261 158V157H260ZM264 158V157H263ZM11 159V158H10ZM103 159V158H102ZM101 159V160H102ZM106 159V158H105ZM128 159V158H127ZM140 159V158H139ZM150 159V160H149ZM160 159H161V161H160ZM182 159V158H181ZM211 159V158H210ZM213 159V158H212ZM255 159V158H254ZM259 159V158H258ZM56 160V161H55ZM146 160H149V161H151V163H152V160H153V158H152V160H151V158H149L148 157V159H146ZM144 161V162H147V161ZM176 160V159H175ZM214 160V161H213ZM212 160V162H211V165H210V167H209V169L207 170H205V168L203 169V165L204 164H206L207 162H206V160L203 158V159H200L199 161H197V162H195L196 164L194 165V166H198V168H202V170H204V172L203 171H201V172H203L204 173V175H206L204 178H206V177H208L207 179H213L214 180V178H217L218 180H221V178L223 179H225V181H227L226 179L227 178H225L224 177V174L226 175V173H224V169H226L225 171H229V170H227V169H229V167L230 166H228L227 168H224L223 169V167L225 166H222L221 168H216L217 166L216 165H218L219 163L217 162L216 163V161H217V159H213ZM216 160V161H215ZM219 160H220V158H219ZM222 160V159H221ZM250 160V159H249ZM7 161V160H6ZM17 161V160H16ZM55 161V163H54V165L52 166V169H50V170H52L53 171V175L51 176V177H49V167H51V165H52V163ZM106 161H109V160H106ZM126 161V160H125ZM173 161V160H172ZM183 161V160H182ZM187 161V160H186ZM185 161V162H186ZM259 161V160H258ZM257 161V162H258ZM260 161H262V162H264L263 160H260ZM10 162V161H9ZM19 162V161H18ZM123 162V161H122ZM141 162V161H140ZM156 162V159H154V163ZM161 162V163H160ZM208 162H210V161H208ZM225 162V161H224ZM252 162H253V160H252ZM256 162V163H257ZM15 163V162H14ZM105 163V162H104ZM109 163V162H108ZM112 163V162H111ZM127 163V162H126ZM130 163V162H129ZM150 163V162H149ZM153 163V164H154ZM167 163V162H166ZM230 163H228V164H230ZM259 163V162H258ZM261 163V162H260ZM89 164V165H88ZM110 164V163H109ZM147 164H148V162H147ZM152 164V165H153ZM163 164V163H162ZM168 164H170L169 162H168ZM176 164V163H175ZM182 164V166H183V170H184V167H185V164L184 163H180L179 164V167H180V165ZM184 164V165H183ZM187 164H188V162H187ZM255 164V163H254ZM254 164H252V166L254 165ZM263 164V163H262ZM112 165H113V163H112ZM150 165V164H149ZM189 165V164H188ZM227 165V164H226ZM236 165V166H235ZM260 165V164H259ZM11 166V165H10ZM99 166V165H98ZM104 166V165H103ZM120 166V165H119ZM154 166V165H153ZM164 166V165H163ZM162 166V167H163ZM168 166V165H167ZM173 166V165H172ZM187 166V165H186ZM207 166V165H206ZM248 166V165H247ZM246 166V167H247ZM256 166V165H255ZM255 166H253L252 168H254ZM13 167V166H12ZM118 167V166H117ZM147 167H149V166H147ZM151 167V166H150ZM149 167V168H150ZM174 167V166H173ZM194 168V169H197V168ZM257 167V166H256ZM115 168V167H114ZM148 168V169H149ZM154 168H155V166H154ZM154 168H152V169H154ZM165 168V167H164ZM208 168V167H207ZM233 168V167H232ZM232 168H231V172H232ZM233 168V169H234ZM249 168H251L250 166H249ZM251 168V171L253 170V171H255L254 169H252ZM260 168V167H259ZM258 167H257V169H259ZM262 168V167H261ZM116 169V168H115ZM163 169V168H162ZM175 169H176V166H175ZM177 169H178V167H177ZM176 169V170H177ZM180 169V168H179ZM189 169H191L190 167H189ZM194 169L193 170H191V171H193V175H197V174H194ZM237 169V170H238ZM244 169V168H243ZM256 169V170H257ZM94 170L95 171H97V172H94ZM106 170V169H105ZM112 170V169H111ZM171 170V169H170ZM182 170V171H183ZM186 170V169H185ZM201 170V169H200ZM263 170V169H262ZM16 171H18V167L16 168ZM114 171V170H113ZM149 171V170H148ZM160 171H161V169H160ZM163 171H164V169H163ZM169 171V170H168ZM191 171H186V172H184V176H181V178H183V179H181L179 176L180 175H178V178L180 179V180H185V179H187L186 177H185V173H189V176H190V174H191ZM199 171V170H198ZM241 171V170H240ZM257 171H259V170H257ZM66 172H69L68 173V176L66 177H64V179H62L61 177H60V174L62 175V177H63V174H65ZM110 172V171H109ZM156 172V171H155ZM158 172V171H157ZM170 172V171H169ZM172 172V171H171ZM170 172V173H171ZM174 172H175V170H174ZM178 172H179V170H178ZM243 172V171H242ZM52 173V172H51ZM105 173V172H104ZM163 173V172H162ZM173 173V172H172ZM183 173V172H182ZM182 173H181V175H182ZM237 173V172H236ZM235 173V174H236ZM247 173V172H246ZM252 173V172H251ZM258 173V172H257ZM13 174V173H12ZM112 174L114 175V173L112 172ZM112 174H110V175H112ZM116 174V173H115ZM150 174V173H149ZM166 174V173H165ZM164 174V175H165ZM187 174H186V176H187ZM244 174V173H243ZM242 174V175H243ZM261 174H263V173H261ZM109 175V176H110ZM169 175V174H168ZM173 175H176V173H174ZM199 175V174H198ZM197 175V177H199L200 178V175L198 176ZM208 175V176H207ZM234 175V174H233ZM246 175V174H245ZM2 176H4V175H2ZM158 176V175H157ZM171 176V174L169 175V177ZM230 176V175H229ZM235 176V178L237 179L238 178V176L236 177V175H234ZM233 176V177H234ZM246 176H249V174L248 175H246ZM9 177V176H8ZM112 177V176H111ZM138 177V176H137ZM159 177V176H158ZM168 177V179L166 178V181L165 182H168V184L169 185H171V183H173L172 184V186H170L169 188H171V189H173L174 188V186H175V190H167L168 188L166 187V189H165V192H166V190L169 192V191H171V192H173V196L177 193V194H179V191H180V189H178V188H180V187H178V184H179V186L181 185L180 183L182 182H180V180L178 179V178H176V180H179L178 182L179 183H177V181H174L175 180V178L173 179V181H172V177L171 178H169ZM177 177V176H176ZM197 177H194V179H197ZM201 177H202V175H201ZM218 177H220V178H218ZM228 177V176H227ZM239 177H240V175H239ZM245 176L243 175V178H244ZM250 177H251V174H250ZM249 177V178H250ZM263 177V176H262ZM261 177V178H262ZM77 179V178H79V179H81V180H79V183H75V181H78V180H74V183L72 182L73 181V179ZM113 178V177H112ZM114 178H115V175H114ZM118 178V177H117ZM189 178V177H188ZM192 178V177H191ZM240 178H242V177H240ZM243 178L241 179L242 180V182H243ZM246 178V177H245ZM252 178V177H251ZM260 178V176H259V179H261ZM107 179V178H106ZM109 179V178H108ZM108 179H107V182H109L108 181ZM135 179V178H134ZM140 179V178H139ZM169 179H171L170 180V182H169ZM207 179L205 180V181H207ZM231 179V178H230ZM233 179V178H232ZM247 180H248V178H246ZM83 180V181H82ZM119 180V179H118ZM127 180V178H125V181ZM163 180H164V178H163ZM191 180V179H190ZM193 180V179H192ZM203 180V181H204ZM216 180V179H215ZM229 180V179H228ZM238 181L240 180L239 178L237 179ZM237 180H235L234 181V183H232V185H235V186H238V184L239 183H241V181L240 182H237V185H236V181ZM2 181V180H1ZM81 181V182H80ZM103 181V180H102ZM105 181V180H104ZM115 181V180H114ZM124 181V182H125ZM142 181V180H141ZM156 181V180H155ZM188 181H189V179H188ZM188 181L186 180V185H187V183H188ZM205 181H204V183H205ZM225 181H223V182H225ZM249 181H250V179H249ZM261 182L263 181L264 182V180L262 179V180H260ZM132 182V181H131ZM148 182V181H147ZM193 182H199V181H193ZM202 182V181H201ZM200 182V184H198L197 183V185H201L202 183ZM219 182H221V181H219ZM218 182V183H219ZM228 182V181H227ZM99 183H100V181H99ZM182 183H185V181L184 182H182ZM191 183V182H190ZM203 183V185H205L206 183H207V185H205V186H210L208 183H210V181H207L205 184ZM212 184H213V186H215L214 185V183L216 184V187L218 186V185H220V184H218V183H216V182H211ZM210 183V184H211ZM230 183V182H229ZM111 184V183H110ZM132 184V183H131ZM156 184V183H155ZM166 183H163V187H164V185H165ZM168 184H166V185H168ZM175 184V185H174ZM212 184H211V187H212ZM218 184V185H217ZM221 184H222V182H221ZM228 184V183H227ZM118 185V184H117ZM122 185H123V183H122ZM126 185V184H125ZM147 185V184H146ZM224 185V184H223ZM225 185H226V183H225ZM232 185H231V188H235V187H232ZM241 185H242V183L237 187V188H235V191H237L238 190V188L240 189V188H242L241 187ZM249 185H251L250 183H249ZM259 185L260 186H262V185H264V184H260L259 183ZM108 186H109V184H108ZM112 186V185H111ZM127 186V185H126ZM125 186V187H126ZM131 186V185H130ZM141 186V185H140ZM185 186V185H184ZM202 186V185H201ZM201 186H198V188L200 187V189L203 187H201ZM222 186V185H221ZM228 186V185H227ZM256 186V185H255ZM103 187V186H102ZM107 187V186H106ZM123 187V186H122ZM128 187V186H127ZM173 187V188H172ZM182 187H183V185H182ZM250 187H252V186H250ZM254 187V186H253ZM253 187H252V189H253ZM259 187V186H258ZM257 187V188H258ZM97 188V189H96ZM118 188H119V186H118ZM118 188H116V190L118 189ZM124 188V187H123ZM210 188V187H209ZM213 188H215V187H213ZM255 188V187H254ZM101 189V188H100ZM106 188H104V190H105ZM177 189V190H176ZM208 189V188H207ZM206 188H204L203 190H205V194L207 195H209V193H206L207 190ZM217 189H218V187H217ZM99 190V189H98ZM120 190V189H119ZM123 190V189H122ZM121 190V191H122ZM130 190V189H129ZM179 190V191H178ZM199 190V189H198ZM208 190H210L211 191V188L210 189H208ZM232 190V189H231ZM103 190H101V192H102ZM107 191H109V190H107ZM124 191H125V189H124ZM196 191V190H195ZM209 191V192H210ZM242 191H243V189H242ZM93 192V193H92ZM163 192V191H162ZM162 192H160V193H162ZM197 192V191H196ZM196 192H194V193H196ZM199 192V191H198ZM228 192V191H227ZM232 192H234V191H232ZM240 192H241V190H240ZM65 193V194H64ZM105 193V192H104ZM110 193V192H109ZM170 193V192H169ZM194 193L192 194V196H190L191 198H188L187 200H186V198H185V202H186V204H187V207H185V208H189V210L191 211V209L192 208H194L193 206H196L195 208H197V210H198V208H200V206L199 205H202V204H206L204 201L202 202V201H195L193 198H194ZM235 193V192H234ZM62 194V195H61ZM130 194V193H129ZM128 193H127V195H129ZM164 194H167V192L166 193H164ZM204 194V193H203ZM211 194V193H210ZM241 193H239V196H241L240 195ZM63 195H65V196H63ZM127 195H125V197L127 196ZM157 195V194H156ZM163 195V194H162ZM170 195V194H169ZM172 195H171V197H172ZM62 196V197H61ZM98 196V195H97ZM96 196V197H97ZM158 196V195H157ZM178 196V199H179V197H180V195H177ZM176 196V197H177ZM224 196H225V194H224ZM227 196V195H226ZM86 197H88V198H86ZM90 197H93V200H92V198H90ZM101 197V196H100ZM130 197V196H129ZM171 197L169 196V198L171 199ZM182 197V196H181ZM229 197H230V195H229ZM91 200H90V199ZM127 198V197H126ZM126 198H124V199H126ZM131 198V197H130ZM129 198V200H131ZM156 198V197H155ZM157 198H160L159 196L157 197ZM166 198H168V195H167V197H162L161 198V201H163V200H165ZM173 198V197H172ZM175 198V197H174ZM217 198V197H216ZM219 198H220V196H219ZM238 198H241V197H238ZM97 199V198H96ZM100 199V198H99ZM134 199V198H133ZM181 199V198H180ZM223 199V198H222ZM221 199V200H222ZM90 200V201H89ZM101 200V199H100ZM104 200H106V199H104ZM144 200L145 201H143L144 203H143V205H145V203L147 202L146 200L147 199H145L144 198ZM157 200V199H156ZM160 200V199H159ZM159 200H157V201H155L156 203L157 202H159ZM167 200V199H166ZM172 200V199H171ZM201 200V199H200ZM88 201V202H87ZM93 201H95L94 202V204H91ZM127 201V200H126ZM139 201V200H138ZM153 201H154V199H153ZM176 201V200H175ZM210 201V200H209ZM220 201V200H219ZM235 201V200H234ZM236 201H238V200H236ZM85 202H87V204L85 203ZM104 202V201H103ZM137 202V201H136ZM141 202V201H140ZM150 202V201H149ZM149 202L146 204V205H148L149 207H151L150 205H149ZM174 202V201H173ZM172 202V204L169 206V208H171L170 209V212H172V210H174V208L176 207V206H178L179 205V201L177 202L178 204L177 205H175L174 206V204H175V202L173 203ZM195 202H197V203H200L199 205L198 204H196ZM201 202H202V204H201ZM217 202H218V200H217ZM221 202V201H220ZM70 203V205H69V209H71V206H73L72 207V210H73V212H71V210H69L68 208H67V205ZM162 203V202H161ZM168 203H169V201H168ZM222 203V202H221ZM72 204H74V205H72ZM86 204V205H85ZM89 204H91L90 206H89ZM107 204V203H106ZM142 204V203H141ZM152 204V203H151ZM154 204V203H153ZM182 205H183V203H181ZM180 204V207L182 208V210H184V206H182ZM233 204V201H232V203H231V205ZM238 204V203H237ZM95 205V206H94ZM107 205H109V204H107ZM121 205V204H120ZM160 205V204H159ZM86 206H89V207H86ZM102 206H106L105 204L103 205V203H102ZM140 206V205H139ZM142 206V205H141ZM199 206V207H198ZM219 206H220V204H219ZM226 206V205H225ZM167 207V208H166ZM192 207V208H191ZM229 207V206H228ZM69 210H67V209ZM74 208H75V211H74ZM86 208V209H85ZM116 208V209H117ZM173 208V209H172ZM178 208H179V206H178ZM85 209V210H84ZM89 209H90V211H93L92 213H90V211H89ZM97 209V208H96ZM102 209V208H101ZM106 209H107V211H106ZM150 209V208H149ZM156 209V208H155ZM166 209V210H165ZM168 209V210H167ZM180 209V208H179ZM226 209V208H225ZM224 209V210H225ZM235 209V208H234ZM87 210V211H86ZM135 210V211H134ZM144 210H145V208H144ZM165 210V211H164ZM178 210V209H177ZM202 210H204V207H203V209ZM231 210V208L229 209V211ZM84 211H86V212H84ZM94 211H95V213H94ZM129 211V212H128ZM134 211V212H133ZM147 211H149V210H147ZM174 211H176V209L174 210ZM185 211H187L186 209H185ZM233 211V210H232ZM237 211V212H236ZM87 212H89V213H87ZM113 212V211H112ZM144 212V211H143ZM151 212V211H150ZM204 212H206V208H205V211ZM209 212H211V211H209ZM208 212V213H209ZM219 212H220V214H219ZM219 212H217V214H216V217H215V215H214V217H212V218H214V220H213V222L214 221H216V219H217V217L219 218L221 215L223 216L224 215V211L223 210H221L220 209V211ZM224 212V213H223ZM234 212H236V213H238L239 212V210H236L235 209V211H233V214L236 216L237 214H235ZM83 213H86V214H83ZM94 213V214H93ZM104 213H106V214H104ZM172 213H174V212H172ZM223 213V214H222ZM227 213H229V214H227L226 215V213H225V215L223 216L224 218L223 219H225V216H228L229 215V217H230V212H228L227 211ZM82 214H83V216H82ZM141 214V213H140ZM91 215V216H90ZM101 215H106V219H108L109 218V220L110 221H107L105 218L103 219V216H102V219H100V216ZM109 215V214H108ZM145 215H146V213H145ZM151 215V214H150ZM220 215V216H219ZM234 215H233V218H234ZM239 215V216H238ZM238 215H237V218L235 217V219L233 220V218L231 217L230 219H229V221H228V223H227V225L225 224V221L223 222V219H222V217H221V219H222V221H221V224H222V222H223V224H225V225H223V226H225V227H223L222 225L220 226V227H222V230L224 229V233L223 232H221V230L219 231V229L217 228V230H216V228L215 227H213V228H211L210 227V225H209V223L207 224L206 223V227H204L205 226V221H203V219H201V217L199 218V219H201V221H202V223H201V221H199V225H198V223H196L197 225H198V227H204V229H203V232H205L206 230H208V228H209V230L211 229V231H213V229H214V231L216 230V232H218V234H215V235H211L210 236V238L209 237H204V236H201L203 233H202V230H201V233H200V231L199 232H197V236L195 235L194 237H198L197 238V240L199 241L200 240V242L201 243H199V244H202V245H196V246H194L193 245V243H195L197 240H196V238H194L193 237V239H192V241L193 240H195V241H193V243H192V241H191V239H189L188 241L190 242L191 241V245L190 246H192V248H193V246H194V251L196 252L197 251V254H199V257H198V255H197V257L200 259V256H201V254L203 255V253H205L204 254V258L201 256V258H202V260L204 259V264H206V262H208V263H210V261L213 263V261L215 262V263H213V264H218L217 262H221V258L224 260V261H222V262H226V258H227V253H225V255H223V253L224 252H226L228 249H229V251L228 252H231V247L232 248H234V246H236L235 245V242H236V244H237V240L235 239V236L234 235H236V234H238V235H240V236H242V238L244 237H246V232H245V228L247 229V227L246 226H244L243 224H239V222H237V220L239 221L240 219H238V217L240 218V215L241 214H239L238 213ZM86 216H88V217H90V218H87ZM128 216V217H127ZM137 216V215H136ZM152 216H154V214L152 215ZM180 216H182V217H180ZM108 217V218H107ZM205 217H206V215H205ZM204 217V220H206V218ZM209 217V216H208ZM181 218H183L182 220H180ZM211 218V219H212ZM127 219V220H126ZM129 219V220H128ZM198 219V218H197ZM226 219H227V217H226ZM125 220H126V223H125ZM131 220V221H130ZM148 220L149 221H151L152 222V219H149V217H148ZM157 220V221H156ZM175 220V221H174ZM219 220H220V218H219ZM231 220V221H230ZM128 221H130V222H128ZM135 221H137V220H135ZM134 221V222H135ZM154 221V220H153ZM207 221V220H206ZM208 221H209V219H208ZM227 221V220H226ZM113 222V223H112ZM132 222V224H129V226H128V223H131ZM154 222V223H155ZM175 222V223H174ZM219 222V221H218ZM233 222H234V225H233ZM163 223H165V222H163ZM167 223V222H166ZM177 223V224H176ZM182 223V222H181ZM180 223V224H181ZM191 223V222H190ZM241 223V222H240ZM125 224H126V226H127V228H126V226H125ZM176 224V225H175ZM202 224V225H201ZM230 226H229V225ZM231 224L234 226V227H237V225H240V226H238V228H237V230L236 231H238V233H236V231L234 230V228H233V226H231ZM237 224V225H236ZM152 226V227H154L152 230L153 231H155V232H158V230H159V232L158 233H153V231L151 230L150 231V227L149 226ZM154 225H156V224H154ZM189 225V226H188ZM196 225V226H197ZM208 225V226H207ZM236 225V226H235ZM140 226H142V225H140ZM146 226V225H145ZM241 226H242V229H241ZM167 227V226H166ZM194 227V226H193ZM197 227V228H198ZM219 227V228H220ZM240 227V228H239ZM191 228V227H190ZM243 228H244V230H243ZM127 229H129V233L126 231ZM162 229L163 230H165L164 229V227H162ZM194 229V228H193ZM196 229V228H195ZM229 229H230V231H229ZM236 229V228H235ZM163 230L161 231V233L162 234H164V233H166V232H163ZM183 229L181 228V231H182ZM208 230V231H209ZM242 232H241V231ZM166 231V230H165ZM167 231H169L168 229H167ZM229 231V232H228ZM245 232V236H243L244 234V232ZM126 232L128 233V234H126ZM183 232V231H182ZM183 232V233H184ZM221 232V233H220ZM137 234L139 233H141V231H139V232H136ZM135 233V234H136ZM160 233V234H161ZM179 233H181V232H179ZM187 233V232H186ZM200 233V234H199ZM233 233H234V235H233ZM240 233V234H239ZM242 233V234H241ZM159 234V235H160ZM220 234H224V236L222 235H220ZM141 235V234H140ZM179 235H181V234H179ZM186 235V234H185ZM199 235L201 236V238L199 237ZM221 236V238L223 239V240H225V241H227V239L229 240V241H233L234 239L236 240H234L233 242H234V246L232 245V246H229V245H226V242L225 241H223L221 238H220V236ZM144 236V237H145ZM164 237H166L167 235L165 234V235H163ZM215 236V237H214ZM226 236H227V238H226ZM229 236V237H228ZM231 236V237H230ZM126 237H128L127 239H126ZM160 237V236H159ZM179 237V236H178ZM184 237V236H183ZM186 237V236H185ZM202 237H203V239H202ZM219 237V238H218ZM223 237H225V238H223ZM234 239H233V238ZM153 238L152 239H150V240H153ZM180 238V237H179ZM182 238V237H181ZM205 238V239H204ZM207 238V239H206ZM232 238V239H231ZM247 238V237H246ZM122 239V240H121ZM125 239V240H124ZM159 239H160V241H159ZM184 239V238H183ZM215 240V242L213 241V240ZM218 239V240H217ZM221 241H220V240ZM138 240V241H137ZM153 240V241H154ZM161 240H162V242H161ZM166 240V239H165ZM203 242H202V241ZM206 240H208V241H206ZM211 240V241H210ZM140 241H141V244H138L139 245V247H138V245H136L135 246V244L136 243H140ZM159 241V242H158ZM175 241V242H174ZM197 241V242H198ZM204 241L206 242V243H204ZM216 241H219V242H216ZM147 242H150V243H147ZM157 242V243H156ZM161 242V243H160ZM169 243V244H164V243ZM188 242V243H189ZM197 242L195 243V244H197ZM221 242V243H220ZM225 242V243H224ZM3 243H5V242H3ZM33 243V244H32ZM152 243V244H151ZM160 243V244H159ZM187 242H186V244H188ZM205 244V247H204V244ZM218 243V244H217ZM222 243H224V245L222 244ZM10 244V243H9ZM23 244V245H24ZM211 244V245H210ZM215 244H217V245H215ZM229 244V243H228ZM13 245V244H12ZM141 245H142V248L144 249V251H143V253H142V250H141ZM144 245V246H143ZM156 245V246H155ZM162 245L163 246V249H162V247H160V246ZM171 246L172 248H173V254H171V252H172V249H171V252H170V249L168 248V247H166V246ZM209 245V246H208ZM15 246V245H14ZM26 246H27V244H26ZM189 246V245H188ZM189 246V247H190ZM202 246V247H201ZM207 246V247H206ZM216 246V247H215ZM227 246H229V247H227ZM240 246V245H239ZM241 246L245 249L246 248V246H243L242 244H241ZM19 247V246H18ZM23 247V249H24V247L25 246H22ZM22 247H20V249L22 248ZM123 247L125 248V249H123ZM127 247V248H126ZM133 247V248H132ZM136 247V248H135ZM146 249H145V248ZM152 247V248H151ZM164 247H165V249H164ZM188 247V248H189ZM209 247V248H208ZM238 247V246H237ZM248 247V246H247ZM134 248L136 249V251L134 250ZM167 248L169 249L168 251H167ZM207 248L209 249V250H211V253H213V255H211V253L209 254V252H206V250H207ZM218 250V251H213V250ZM219 248H221V250H222V252H221V250L219 249ZM228 248V249H227ZM239 248H241V247H239ZM239 248H237V249H239ZM242 248V250H244ZM252 247H250L249 249H251ZM253 248H254V246H253ZM252 248V250H254ZM140 249L141 251V253H138L137 251ZM161 249V250H160ZM203 249H206V250H204L203 252H202V250ZM227 249V250H226ZM175 250V251H174ZM189 250V249H188ZM187 250V251H188ZM193 251V249H191L190 248V251ZM239 250H241V249H239ZM150 251V252H149ZM158 251V252H157ZM160 251V252H159ZM164 251H165V253L166 252H168L167 254L168 255H163L164 254ZM181 251H184L185 253H183V252H181ZM189 251V252H190ZM213 251V252H212ZM219 251L221 252V253H219ZM22 252V255H24L23 254V251H21ZM137 252V253H136ZM170 252V253H169ZM200 252H202L201 254H200ZM27 253V255L29 256L30 254H28ZM155 253V254H154ZM161 253H163V254H161ZM180 253V254H179ZM207 253L209 254V255H211V256H208L207 255ZM215 253V254H214ZM217 253H219V254H217ZM18 254V253H17ZM33 255H34V253H32ZM31 254V257L33 256ZM137 254V255H136ZM141 254V255H140ZM171 254V255H170ZM190 254H192V256H194L195 255V253L193 252H190ZM231 254V253H230ZM19 255H21V254H18V256ZM138 255H140V256H138ZM154 255V256H153ZM157 255L158 256H160V255H162V256H160V258L159 257H157ZM189 255V254H188ZM217 256V257H215V256ZM222 256V257H220V256ZM14 256V255H13ZM16 256V255H15ZM138 256V257H137ZM206 256L208 257V258H206ZM214 256V257H213ZM10 257H12V256H10ZM137 257V258H136ZM155 257L157 258L156 259V261L159 259V261H157L158 263H156L155 261H154V259H155ZM161 257H163V258H161ZM185 256H183V258H184ZM196 257V255L194 256V258L196 259L197 258ZM224 257V258H223ZM140 258H142V257H140ZM153 258V260H151ZM190 259V258H192V259H194L193 257H186V258H184V259H182V260H184V262H185V259ZM198 258L196 259L197 261H198ZM220 260H219V259ZM8 259V258H7ZM15 259H16V257H15ZM15 259H13V261H15ZM39 259V260H38ZM167 259H170V257H166V259H164V260H166V261H163L161 264H163L164 262H167L168 260ZM177 258H176V256L174 257V259H173V257H172V260L173 261H169L170 263H168L167 262V264H174V261H175V264H180V261L178 262L177 260H176ZM206 259H208V261L206 260ZM211 259V260H210ZM214 259V260H213ZM217 259V260H216ZM3 260V259H2ZM12 260V259H11ZM22 259H20V261H21ZM25 260H26V258H25ZM24 260V261H25ZM29 261L31 260V259H28ZM191 260V259H190ZM202 260H200V261H198L199 263L200 262H203ZM206 260V261H205ZM18 261V260H17ZM16 261V262H17ZM31 261H33V260H31ZM30 261V262H31ZM136 261V262H137ZM154 261V262H153ZM4 262V261H3ZM7 262H9V260L7 261ZM23 262V261H22ZM184 262L182 263V261H181V264H184ZM189 262V261H188ZM194 262H196V261H194L193 260V262H191L192 264L194 263ZM219 262V264H224V263H220ZM2 263V262H1ZM10 264H12V261H10L9 262ZM207 263V264H208ZM8 264V263H7ZM14 264V263H13ZM32 264V263H31ZM189 264V263H188ZM194 264H197V262L196 263H194ZM211 264V263H210Z\"/></svg>",
	"mask_w": 264,
	"mask_h": 264
}]
</instances>
